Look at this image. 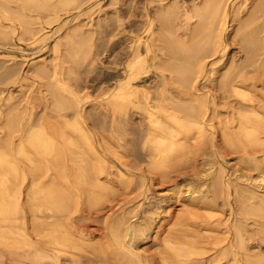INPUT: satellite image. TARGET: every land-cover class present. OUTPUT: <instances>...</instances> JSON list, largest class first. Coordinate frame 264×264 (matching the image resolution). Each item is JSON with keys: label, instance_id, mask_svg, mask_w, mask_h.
<instances>
[{"label": "rangeland", "instance_id": "1", "mask_svg": "<svg viewBox=\"0 0 264 264\" xmlns=\"http://www.w3.org/2000/svg\"><path fill=\"white\" fill-rule=\"evenodd\" d=\"M59 1V0H58ZM95 1V2H94ZM106 0H60L59 2H57V0H33V2L30 0V4H29V2L24 6V8H17V5H16V3L15 4H13L14 2H11L12 4H9L10 6H9V8L7 7V8H2V7H0V14L1 15H3V17H5L4 15H6V17H5V19L0 15V65H1V67H0V71L2 72H5L6 70H13V67H14V69H16V72H15V70H13L14 71V75L13 76H10V75H7L6 76V78L5 77H2V76H0L1 78H0V82L1 81H3V83L5 82V84H2V83H0V120H1V122H0V144H2V147H0V161L1 160H4L5 158H3V156L4 157H7V159H10V157H11V154H12V158H13V160L12 161H16V162H19V161H21L22 162V164L24 163V166H23V168H25V169H23V168H21L20 170H17L18 171V174L20 175V176H22L23 177V179H21V181L19 182V179L21 178H19L18 177V175H16L17 174V172H15V171H11V175H9V174H7V175H9V176H6V175H4V177H8L9 178V182H8V179H7V181H6V185L8 184H10L9 186L7 185H5V192H6V195H7V193L9 194V198L12 200L13 199V197H12V194H11V191H13L14 192V190L16 191L17 189H16V187H18V186H20V187H18V190L16 191V193L18 194V195H20V197L18 196V195H14L13 194V196L15 197L16 196V198H17V196L19 197L18 199L20 200H12V202L13 203H15L14 201H16L17 202V204H18V201H19V204H18V206H19V209H20V205L22 206V207H24L25 205H27L26 207H31V206H36V205H34L32 202L34 201V202H36L37 200V202H41L42 200L44 201V198H42V197H45L44 196V194H46L47 192H49L50 190H51V187H52V185L51 184H49L50 182V180H54V179H56L55 181H57V180H60L61 178H63L62 179V182L65 184V186L64 187H62V189L63 188H65V190H66V194L68 195V193H69V195H70V191H71V195H72V197H73V199H75L74 201H76V200H80V201H76V202H81L82 200H83V197L87 194L88 195V197H91V195H93L94 193V191L96 192L97 190H95V189H97L98 187H96L97 185L99 186V184H100V186L102 185V186H104L105 185V188H106V190H104V192L105 191H107V192H105L104 194L106 195V193H107V195L106 196H104V194H103V192L102 193H100V196H102V197H100L99 196V192L97 191V195L95 194L94 196H92L91 198H89L90 200H93V201H95V200H97V201H95V203L93 202V201H91L90 202V200H88V198L86 197H84L85 199H86V202H85V199L83 200L84 201V203H83V205H85V206H87V208L85 207V206H83L82 205V207L84 208V211H85V214L87 215H89V214H95L96 212H97V210H102L104 207H106L107 205H109V204H113V203H111V202H114V201H111V200H113V198H115L114 196H109V194L110 195H115V193L114 192H116V194L117 195H115V196H117L115 199V201H116V203L114 202V205H116L115 206V209H118L119 208V210H117L118 211V213H121L122 214V212H123V214H124V216L126 217V215H127V218H129V219H131L130 220V222L133 220L134 221V218H133V215L138 211V210H140V207H139V205L138 204H141L142 202V196H140V197H138V193L140 192V191H142L143 190V186H142V190H141V187H139V186H141V183L143 184V181H141V180H143L142 178H144L145 180H146V178L142 175V173H145V175H147L148 177H150L151 175H152V177H153V175H155L153 178H159L160 176L162 177V174H163V178H164V176L166 177V178H168L169 176H173V177H176L178 174H184V172L186 173V174H188V177H189V181L191 180L192 181V183H194V186H195V188H197L198 187V185H199V187L200 188H198V190H201V191H197L196 189V192H200L198 195L197 194H195L194 196L198 199L199 197H201L204 193V195L200 198L201 199V201H204V198H205V200H210V199H213V200H215V206H216V208H215V206L213 207V208H204V207H202V209L200 208V206L199 207H194L195 209H196V211H195V209H194V211H192V214L191 215H197V214H199V215H197L196 217L198 218H196V220H198V221H195V220H191V221H189V217H188V223H187V225H185L186 226V229L184 230L183 228H185V226H182V228H180L181 226H179V217H181L182 218V216L184 215L183 213H184V211H185V209H187V210H189V211H191L192 210V207H193V204L191 205L190 203V201L191 200H187V201H189V202H187V201H185L186 200V198H184L183 199V190L182 189H184V187L183 188H181V185H183V184H185L186 182H188V181H185V180H183L182 179V181L183 182H185V183H183L182 181H180V182H182V184L179 186L180 188V194H176V190H177V188H178V186H176V184H174V182H170L171 181V179L168 181V184H166L167 182H163V179H161V178H159V180L161 179V181H158V179H156L157 181V183H160V184H165V187H164V185L162 186V185H160V184H158L156 187H158L159 185L161 186V187H163V188H160V186H159V188H157V194L158 195H161V196H159L160 198H166L167 200H169V204H171L167 209H166V212H164L163 213V215L165 216L164 218H165V220H164V224L166 225L165 226V229H164V231H161V233L162 234H160L159 236H157V229L158 228H155V229H153L152 231H150L149 233L151 234L150 235V240L148 239L145 243H143L142 245H140L139 246V253H140V256H142V257H147V261L149 262V264H264V157H263V155L262 154H264V150H262L261 152H258L257 154H256V156H258L257 158L259 159H257L260 163V166H259V169L258 170H253L251 167H250V165L246 162V160H244V156H242L239 152H233L232 151V149L234 148H236V145L238 146V144H240V142L239 141H241V142H247V137L245 136V134H242L241 133V131H240V129H238V115L239 114H242V115H245V114H247V113H249V112H243V111H239V110H237V109H233L234 111H235V116L237 117H235L234 115H232L231 113H230V111H231V109L232 108H229L231 105H233L234 104V102H233V104L231 103L230 104V106H229V104L227 105L226 103H224L223 104V102L221 103V104H219V106H218V109H219V111H217V110H214L213 108H211L212 109V112H211V109H209V112L211 113V115H210V118H211V123H212V121L214 122V123H212L213 125H214V130H215V132H216V134H215V144L216 143H218V144H216L215 145V147H217L218 145H220L221 147H220V149H223V150H225L226 148V150H225V153H222V155L221 156H216L215 154H214V152H213V150H214V147L213 146H210L211 144H212V139L210 140V138L212 137V134L210 133V132H206L205 133V135H204V137H202V138H198L199 137V135L197 134L198 133V131H196L195 132V130H197V129H199L197 126H193L192 127V134L195 136V137H197L198 139H199V141H198V139L197 140H190L189 141V144L190 143H194V142H202L203 140H205L206 141V143H209V144H207L206 146H207V148L206 149H204V150H201V155H200V151H197L196 152V155H198V156H200L199 158H198V156H196L194 153L192 154V153H188V154H192V156L194 155L195 157H194V159H196V160H194L193 159V157L191 156V155H188V157H187V154H183V153H181V152H177L178 154H179V156L176 154V153H174V154H172V155H170V153H164V155H162L163 154V152H161V153H159V152H155V147H154V144H156V145H158L159 144V141L157 140V139H154V138H151L150 137V135H148L147 134V131H146V129H147V125L150 123V119H148V117L149 116H145V118L146 119H140V117H141V115L138 113V112H134V110H133V108L131 107V111H132V115H131V117H133L132 119H133V123L130 125L129 123H126V122H124V120L122 119V121L120 122V119L117 117V121L114 123V125H113V127L115 126V127H117L116 128V133H113L112 132V122H109V121H111L109 118L108 119H106V122H107V120H108V122L106 123V124H103V119H105L100 113H99V111H102V112H104L105 111V108L108 106V105H106L107 103V101L104 99L105 98V95L104 96H102V94L99 92V94H98V91H96V90H93L94 88V86H95V84H97L98 83V80H100V79H102L103 77H105V76H107L109 73H110V70L107 68V66H109V64L111 63L112 64V58H113V56L115 55V52L113 51L112 53H111V47H112V45H110L111 43L113 44L115 41H117L118 40V38H119V36L120 37H123V35H119V36H116L117 38H115V35H111L113 38H115V39H111L112 41H110V37L111 36H107L106 34H103L105 31L103 30V28L106 30V27H107V25H109V24H113L114 23V21H116V12H117V14L119 13V14H121L122 12L121 11H124V7H123V5H121V3H120V1H123V0H117L118 1V3H119V5H118V3H116V0H107L106 2H105ZM141 1H143V0H139V1H137L136 0V3H135V5L138 7L137 9H139L138 11H136V13H137V15H138V17H137V19L139 18V20H140V18L143 16V11H142V9H143V6L142 5H144L145 4V2H146V0H144L143 2V4H142V2ZM153 1V0H152ZM172 1H174V0H170V2H172ZM178 1V0H177ZM221 1H223L224 2V0H221ZM236 1V2H235ZM247 1H249V3L251 4V5H247V4H249V3H244V2H247ZM256 3H255V2ZM259 1H260V3H259ZM4 2V0H2V2H0V4L1 3H3ZM62 2V3H61ZM84 4H83V3ZM88 2V3H87ZM94 2V3H93ZM114 3V5H113V3L112 4H109V3ZM179 2H180V4H181V6L184 4L185 6H188V7H186V9L189 11V8H193L196 4L195 3H197L198 5H199V2H200V0H179ZM195 2V3H194ZM241 2H243V3H241ZM60 3H61V5H60ZM140 3V4H139ZM155 3V6L154 5H152V4H154ZM156 3H158V4H156ZM195 5H194V4ZM235 3V4H234ZM262 3V4H261ZM59 6H57V5ZM80 4L83 6H80ZM108 4V5H107ZM151 5L152 6H150V12L151 13H155V11L154 10H156V9H158V7L156 6V5H159V2L158 1H154L153 3H152ZM190 4V5H189ZM237 4H238V6H237ZM240 4V5H239ZM242 4H243V6H242ZM254 4V5H253ZM264 5V1L262 2V0H227L226 2H224L223 3V5H224V10H226L225 11V13H226V20H227V23H228V21H229V23L227 24V25H229V29H228V35H229V40H231L233 37L234 38H236L237 40H235V41H238V39L239 38H242V36H240V34L241 35H244L245 33L247 34V31L249 30V29H251V30H253V28L255 29V27H257V29L259 28V29H261V30H264V29H262L263 28V25H261V23L262 24H264V7H262L261 8V6L260 5ZM13 5V6H12ZM32 5V6H31ZM52 5V6H51ZM95 5V6H94ZM113 5V6H112ZM193 5V7H191ZM232 5H233V7H232ZM257 5V7H258V5L260 6L259 8H261V12H259L258 13V10H259V8H257V7H255ZM17 8H15V7ZM27 6H29V7H27ZM53 6L55 7V8H53ZM79 6V7H78ZM105 6H110V7H105ZM184 6V7H185ZM237 6V7H236ZM241 6V7H240ZM246 6H250V7H246V8H249V9H247V11H246V8L245 7ZM33 7V8H32ZM121 7V8H120ZM142 7V8H141ZM152 7H154V8H156V9H152V11H151V8ZM183 7V6H182ZM234 7H236V9L234 8ZM255 8V9H258V10H255V9H252V10H250V8ZM12 8V9H11ZM50 8V9H49ZM59 8V9H58ZM63 10H61V9ZM108 8V9H107ZM239 8V9H238ZM6 10V9H9V12H7V11H5L7 14H9V15H7L6 13H4V10ZM12 11H11V10ZM14 9V10H13ZM20 9L23 11H20ZM232 9H233V11H232ZM235 9V10H234ZM1 10L3 11V12H1ZM90 10V11H89ZM92 10V11H91ZM248 10H250V12L248 11ZM254 10V11H253ZM14 11V12H13ZM17 11H20L19 13L17 12ZM34 11V12H33ZM37 11V12H36ZM58 11V12H57ZM111 11V12H110ZM140 11H142V12H140ZM245 11V12H244ZM255 11H257V12H255ZM260 11V10H259ZM29 12V13H28ZM52 12V13H51ZM61 12V13H60ZM101 12H102V14H101ZM114 12V13H113ZM139 12L142 14H139ZM236 12V13H235ZM246 12H247V14H246ZM251 13L252 12V14L253 15H251L252 17H254L253 18V21H251L252 19V17L251 16H249V18H248V15H249V13ZM253 12H255V14L253 13ZM3 13V14H2ZM11 13V14H10ZM16 13V15H14ZM50 13V14H49ZM60 13V14H59ZM78 13V14H77ZM231 13V14H230ZM238 13V14H237ZM261 13V14H260ZM24 14V15H23ZM68 14V15H67ZM83 14V15H82ZM106 14V15H105ZM115 14V15H114ZM233 14H234V17L233 18H231V16H233ZM263 14V15H262ZM11 15L13 16V17H11ZM23 15V16H22ZM26 15V16H25ZM71 15V16H70ZM153 15V14H152ZM237 15V16H236ZM247 15V16H246ZM11 17V19L13 20V19H15V20H11L10 19V17ZM22 16V17H21ZM25 16V17H24ZM49 16V17H48ZM50 16H51V18H50ZM54 16H55V19H57L58 20V22H56V20L55 21H53V24L51 23V25H49L50 24V22H52V20H54L53 18H54ZM56 16H57V18H56ZM63 16V17H62ZM108 16V17H107ZM111 18H110V17ZM113 16V17H112ZM114 16H115V18H114ZM230 16V17H229ZM256 16H259V17H256ZM7 17H8V20H7ZM24 17V18H23ZM53 17V18H52ZM59 17L61 18L60 20H59ZM90 17V18H89ZM97 17V18H96ZM236 17V18H235ZM246 17H247V19H246ZM255 17H256V19H255ZM261 17V18H260ZM16 18H17V20H16ZM19 18H21L22 20H19ZM43 18V19H42ZM50 18V19H49ZM99 18V19H98ZM104 18V19H103ZM107 18H108V21H107ZM231 18V19H230ZM235 18V19H234ZM242 18V19H241ZM4 19V20H3ZM49 19V20H48ZM52 19V20H51ZM106 19V20H105ZM113 19H115V20H113ZM230 19V20H229ZM233 19V20H232ZM237 19H240V20H237ZM246 19V20H245ZM251 19V20H250ZM255 19V20H254ZM259 19V20H258ZM3 20V21H2ZM39 22H38V21ZM44 22H43V21ZM112 20H113V22H112ZM235 20V21H234ZM237 20V21H236ZM243 20H245V21H243ZM249 22H248V21ZM257 20V21H256ZM50 21V22H49ZM104 21V22H103ZM232 21L234 22V24L232 23ZM242 21H243V23H242ZM261 21V22H260ZM24 22H26V23H24ZM49 22V23H48ZM67 22H69L68 24H67ZM82 24H80V23ZM96 22V23H95ZM139 22L140 21H137V23L139 24ZM231 22V23H230ZM237 22V23H236ZM239 22V23H238ZM241 22V23H240ZM252 22H255V23H252ZM259 22V23H258ZM25 25H24V24ZM36 23V24H35ZM76 23V24H75ZM103 23V24H102ZM141 23V22H140ZM20 24H22L21 26H20ZM64 24H67V32H66V34L63 32L62 33V31L59 33V29L60 28H62V26L64 25ZM90 24V25H89ZM99 24V25H98ZM233 24V25H232ZM237 24H238V26H237ZM243 24V25H242ZM250 25L251 27L250 28H248L249 27V25H248V29L246 30L244 27H246V25ZM29 25H30V27H29ZM45 25V26H44ZM49 27H48V26ZM78 25V26H77ZM156 25H157V23H156ZM241 25V26H240ZM257 25V26H256ZM4 26V27H3ZM23 26V27H22ZM27 28H30V30L29 29H27ZM39 26V27H38ZM81 26H83V27H81ZM93 26V27H92ZM233 26V27H232ZM244 26V27H243ZM258 26H260V27H262V28H260V27H258ZM15 27V28H14ZM34 27V28H33ZM72 27H74L73 29H71ZM89 27V28H88ZM95 27V28H94ZM115 27V26H114ZM239 27V28H238ZM9 28H11V29H9ZM12 28H14V29H12ZM22 28H23V30H22ZM39 28H41V30L39 31V34L38 33H36L35 31L37 30V32H38V30H39ZM77 30H79V31H77ZM99 29V28H101V29H99L98 30V32H100V33H102V35L103 36H99L100 38H101V40H95V38H94V40L93 41H90L89 39L87 40L88 41V44L86 43L87 41L84 39L85 37H88L89 35H90V32L92 31V30H88V29ZM237 28L239 29V30H237ZM47 29V30H46ZM70 29H71V32L72 33H70ZM240 29L241 30H243V31H240ZM11 30H13V31H11ZM34 32H33V31ZM75 30L77 31V32H75ZM154 30L156 31V32H158V26H155L154 27ZM235 30H236V32H235ZM246 30V31H245ZM251 30H249V32H250V35L249 36H253V35H251V34H254V37L253 38H255V35H261L262 36V38H260V37H258V36H256V38L255 39H257L258 40V38H259V40H258V42H260V41H262L261 42V44L259 43V45L261 46V45H263L264 44V35H262L264 32L263 31H257L256 29H255V31L253 30V32H251ZM11 31V32H10ZM24 31H26V36H25V33H24ZM29 31H31V32H29ZM86 33H84V32ZM90 31V32H89ZM160 31V30H159ZM230 31V32H229ZM233 31V32H232ZM240 31V32H239ZM2 32L4 33V34H2ZM36 33V34H34L33 35V33ZM40 32H42V33H40ZM75 32V33H74ZM118 31H116V33H117ZM244 34H243V33ZM248 32V33H249ZM258 33V34H255V33ZM263 32V33H262ZM6 33V34H5ZM21 33H23V34H21ZM57 33H59V34H57ZM73 33H74V35H73ZM80 33H84L85 34V36L83 35H81L80 36ZM229 33H231V34H229ZM260 33H262V34H260ZM63 34V35H62ZM158 34H159V32H158ZM163 34L164 33H162L160 36H161V38L163 39V38H165L164 36H163ZM245 34V35H246ZM12 35V36H11ZM32 36V38H31V36ZM45 35H46V37H45ZM56 35V36H55ZM67 35H69L68 37H67ZM75 35H78V36H75ZM88 35V36H87ZM231 35V36H230ZM237 35V36H236ZM34 36H36L35 38H33ZM44 36V37H43ZM61 36V37H60ZM74 36V37H73ZM236 36V37H235ZM18 37V38H17ZM19 37H20V40H17V39H19ZM22 37V38H21ZM27 37V38H26ZM81 37V38H80ZM82 37H83V39H82ZM102 37H104V38H102ZM109 37V38H108ZM125 37V36H124ZM258 37V38H257ZM23 38H24V40H23ZM79 40H78V39ZM89 38V37H88ZM107 38V39H106ZM125 38H128V36L126 35V37ZM158 38H160V37H158ZM159 39V40H161V41H163L162 39ZM170 39V38H169ZM42 40V41H41ZM48 40V41H47ZM109 40V41H108ZM166 40V39H165ZM240 40V39H239ZM242 40V39H241ZM240 40V41H241ZM79 41V42H78ZM81 41V42H80ZM83 41H84V43H83ZM95 41H97L99 44H102V45H100V47H97V45H95ZM240 41H238V42H240ZM243 41V40H242ZM241 41V42H242ZM90 42H92V43H90ZM107 43L106 45V47H105V44L104 43ZM109 42H110V44H109ZM240 42V43H241ZM1 43H3V44H1ZM38 43V44H37ZM80 43H82V47H81V45H80ZM86 43V44H85ZM35 44V45H34ZM92 46H91V45ZM97 44V43H96ZM103 44H104V47H103ZM94 45H95V47H94ZM43 46V47H42ZM86 46V47H85ZM89 46H91V47H93L92 48V51H91V47H90V49H89ZM2 47H3V49H2ZM84 47H85V49H84ZM101 47H103V49H101ZM263 47V46H262ZM43 48V49H42ZM83 48V49H82ZM101 49V50H104V51H101V50H99V49ZM259 48V47H258ZM56 49H58V50H56ZM94 49H95V52H94ZM105 49H106V51H105ZM260 49V48H259ZM41 50V51H40ZM87 50V51H86ZM231 51H229V53H228V56H226V62H225V64H222L221 66L220 65H214L212 68L215 70V71H217V74L216 75H212V79H214V78H216L217 79V83L219 84V82H220V79L224 76V75H226V74H229L230 73V71H229V68L231 67V65L234 63V65H232V66H236V64H239L240 62H242L243 60L242 59H239V54H237L238 52L237 51H235V50H237L236 48L234 49V48H231L230 49ZM234 50V51H233ZM20 51V52H19ZM83 51V52H82ZM84 51H85V53H84ZM87 52V53H86ZM91 52V53H90ZM98 52V53H97ZM260 52V58H264V53H263V50H261V51H259ZM261 53L263 54V55H261ZM86 54V55H85ZM93 54V55H92ZM96 54V55H95ZM110 54H112L111 56H109ZM84 56V57H83ZM93 56H95V57H93ZM231 56H233V57H231ZM2 57V58H1ZM6 57V58H5ZM8 57V58H7ZM88 57H89V59H88ZM100 57V58H99ZM228 57H230V58H228ZM229 59V60H228ZM230 59H232V60H230ZM11 62H10V61ZM57 60V61H56ZM79 60H80V62L81 63H79ZM89 60V61H88ZM101 60L102 61H104V63L107 65V66H103V64L101 65ZM242 60V61H241ZM5 61V62H4ZM26 61V62H25ZM63 61H65V62H63ZM82 61H83V63H82ZM5 64H4V63ZM77 62V63H76ZM87 62H89V63H87ZM95 62H96V64H95ZM230 62V63H229ZM233 62V63H232ZM91 63V64H90ZM212 63V62H211ZM211 63H209V66L211 67ZM228 63V64H227ZM13 65L14 64V66L12 67L11 65ZM23 64V65H22ZM54 64H56L57 65V67H55L56 65H54ZM62 64V65H61ZM78 64H80V65H78ZM93 64V65H92ZM110 64V65H111ZM3 65H4V67H3ZM19 66V67H17V66ZM61 65V66H60ZM70 65V66H69ZM78 65V66H77ZM83 65H85L84 67H83ZM86 65H91L90 67L92 68L91 70H93V72L92 71H90V68L87 66L86 67ZM21 66H23V67H21ZM48 66H50V68L48 67ZM68 66L70 67V68H68ZM74 68H73V67ZM76 66L78 67V69L76 70ZM80 66V67H79ZM96 66V67H95ZM208 66V67H209ZM218 66H220L219 68H218ZM227 66V67H226ZM6 67V68H5ZM11 67V68H10ZM43 67H45V69L43 68ZM65 67H67V70H68V72L70 73V71H73V74H74V72H75V74L77 73V71H78V73L79 74H76V75H73L72 74V72L69 74V73H67L66 74V68ZM71 67H72V69H71ZM98 67V68H97ZM209 67V68H210ZM19 68V69H18ZM42 68V69H41ZM49 68V69H48ZM53 68H54V70H57V72L58 73H61V74H64V77H63V75H59L58 74V76H59V78H60V80L62 79V81L61 82H65V83H67V84H69L70 85V87H71V89H73V90H75L74 88L75 87H79L78 89H76V91H78V92H80V94L78 93V95H79V97H80V104H81V106L84 108V109H87L86 110V112H85V119H86V121H88L87 120V118L89 119V122L87 123V125H88V127H87V130L88 131H90V132H88L87 130L86 131H84V133L82 132V130H80L81 128V125L82 124H80V122L78 121V119H72V117L73 116H67V119H66V117L63 119L62 117V119H60V116H57L56 114H55V112H53V111H55V109H56V107H54V106H58V108H59V103H58V100L59 99H62V98H60V97H56V96H60L61 95V97L63 96V94L66 92L67 93V90L65 89V88H63L64 90H66V91H64L63 89V91H62V93H61V90H59V89H61L60 87L61 86H58V85H61V83L60 82H58L57 81V79L53 76ZM65 68V69H64ZM80 68V69H79ZM83 68V69H82ZM86 68H88L89 70L88 71H90L89 72V76L87 77V78H85V76H83L84 74H82V70H83V72L85 71V70H87ZM1 69H3V70H1ZM18 69V70H17ZM40 69V70H39ZM44 69V70H43ZM48 69V70H47ZM61 69V70H60ZM70 69V70H69ZM21 70V71H20ZM38 70V71H37ZM102 70V71H101ZM20 73H19V72ZM50 71H52L51 72V74L52 75H50L49 74V72ZM62 71V72H61ZM63 71H65V73L63 72ZM80 71V72H79ZM229 71V72H228ZM1 72H0V74H1ZM2 72V73H3ZM98 72V73H97ZM15 73H16V75L17 76H19V77H16L15 76ZM19 73V74H18ZM39 73V74H38ZM41 73V74H40ZM46 73H48V74H46ZM104 73V74H103ZM258 73V71H256L255 70V68H250V69H248V71H247V75L248 76H257L256 74ZM81 74V75H80ZM70 75V76H69ZM78 75H80L79 77H78ZM230 75V74H229ZM14 77L15 76V79H14V81L12 80H10L9 78L10 77ZM53 76V77H52ZM71 76H72V78L74 77V76H76V78H80L79 80H80V82L81 83H85V84H81L80 86H76V84H75V82L73 81H71ZM66 77V79H64L63 80V78H65ZM69 77L71 78V79H69ZM93 77V79H90V78H92ZM98 77V78H97ZM101 77V78H100ZM4 78V79H3ZM81 78L82 79H84L85 81H83V80H81ZM5 79H6V81H5ZM7 79H9V81H10V83L11 82H13V84H14V82H15V84L14 85H11L9 82H7L8 80ZM26 79V80H25ZM97 79V80H96ZM159 80L160 78L158 77V78H152L151 80L152 81H154V80ZM20 80H21V83H20ZM91 80V81H90ZM58 83H57V82ZM70 81V82H69ZM93 81V82H92ZM49 82H50V84H49ZM92 82V83H91ZM155 82V81H154ZM7 83H9V84H7ZM73 84V85H72ZM9 85V86H8ZM86 85V86H85ZM94 85V86H93ZM153 85V84H152ZM51 87V90H53L52 92H54V93H52L51 92V90H50V87ZM91 86V87H90ZM48 87V88H47ZM62 87H63V85H62ZM66 87V86H65ZM74 87V88H73ZM81 88H83V89H81ZM155 88V87H154ZM226 88V87H225ZM223 88V89H221L222 91L221 92H219L220 94H221V98L223 99V100H226L225 98H227L228 99V97L226 96V95H228L229 96V99L228 100H231V101H233V100H238V99H241V98H238L239 96L237 95H235V90H237V91H241L242 93H244L245 92V90L244 89H240V88H233L232 86H228V88ZM230 88H232V89H230ZM85 89V90H84ZM86 89H87V91H86ZM153 89V88H152ZM161 88H158V90H160ZM240 89V90H239ZM259 89H260V91H259ZM154 90V89H153ZM152 90V91H153ZM156 88H155V91L154 92H156V91H158ZM244 90V91H243ZM257 91H258V93H263V89H262V86H258L257 87V89H256ZM83 91V92H82ZM84 91L86 92V93H84ZM88 91H89V93H88ZM93 91V92H92ZM96 91V92H95ZM223 91H225L224 93L226 94H224L223 93ZM256 91V92H257ZM50 92H51V94H50ZM61 94H60V93ZM227 92V93H226ZM256 92H253V93H251V94H253V95H256ZM66 93H65V95H66ZM88 93V94H87ZM98 95H97V94ZM53 94V96H51ZM59 94V95H58ZM223 94V95H222ZM26 95V96H25ZM33 95V96H32ZM234 95V96H233ZM100 96V97H99ZM19 97H21V98H19ZM32 97V98H31ZM83 99H82V98ZM98 97V98H97ZM224 97V98H223ZM9 98H10V101H9ZM52 98H54V99H52ZM56 98H57V101H56ZM68 98V99H67ZM71 97H65L64 99H67L68 101H71L72 100V98L70 99ZM18 99V100H17ZM30 100V102H31V109L30 110H32V111H35L36 113H38V115H40L41 113L43 114H41L40 116H39V123H37V126L38 127H33L32 128V130L30 131V132H28L27 134L25 133V135H27L26 136V138H25V136H24V134H20L19 132H21L20 131V129H22V127L24 128L25 127V125H24V123L26 124V122H27V120H26V118L25 117H22L23 116V113L20 111V114L18 113L19 112V110L21 109L22 110V104H24L25 103V101L26 100ZM100 99V100H99ZM5 100H8L7 102L5 101ZM24 102H23V101ZM54 102V104L55 105H53V102ZM82 100V101H81ZM104 100V101H103ZM222 100V101H223ZM4 101V102H3ZM12 101V102H11ZM15 101V102H14ZM21 101L23 102V103H21ZM50 101V102H49ZM55 101H56V103H55ZM60 101V100H59ZM74 101V100H73ZM72 101V102H73ZM101 101V102H100ZM10 103V105H9V103ZM18 102V103H17ZM106 103V104H104V103ZM50 103V104H49ZM71 103V102H70ZM99 103V104H98ZM13 104V107L11 106ZM56 104H58V105H56ZM72 104V103H71ZM104 104V105H103ZM223 104V105H222ZM9 105V106H8ZM21 105V106H20ZM224 105H225V107H224ZM3 106V107H2ZM14 106H15V108H14ZM17 106V107H16ZM49 106V107H48ZM51 106V107H50ZM94 108H93V107ZM104 106H106L105 108H102V107H104ZM225 108V109H223L222 110V108L223 107ZM229 106V107H228ZM5 107V108H4ZM37 107V108H36ZM17 108V109H16ZM37 110H36V109ZM48 108V109H47ZM58 108L56 109V110H58ZM107 108H109V107H107ZM227 108V109H226ZM8 109V110H7ZM17 110V111H15V110ZM53 109V110H52ZM94 109H95V111H94ZM221 109V110H220ZM5 110V111H4ZM12 110H14V112H15V115H14V113H13V111ZM52 111V112H49V111ZM154 110H157V108L155 107L154 108ZM4 111V112H3ZM7 111V112H6ZM9 111V112H8ZM10 111H12L11 113H10ZM214 111V112H213ZM20 115L19 116V120L17 119V121H19V123L16 121V119L14 118L16 115L18 116V114ZM4 113V114H3ZM6 113V114H5ZM13 113V114H12ZM40 113V114H39ZM56 113H57V111H56ZM91 113V114H90ZM216 113V115H213V114H215ZM8 114V116H6ZM46 114V115H45ZM50 114H52L53 115V117L52 116H50ZM96 114V115H95ZM104 114H105V112H104ZM136 114H138L139 116L137 117V116H135ZM1 115H2V117H1ZM3 115H4V117H3ZM9 115H10V118H9ZM90 115V116H89ZM232 115V116H231ZM14 116V117H13ZM16 116V117H17ZM55 116V117H54ZM87 116V117H86ZM100 116H102V117H100ZM212 116V117H211ZM6 117V118H5ZM20 117H21V119H20ZM47 117V118H46ZM92 117H93V120H92ZM99 117V118H98ZM8 118L11 120L10 122H15L16 121V124L18 123L20 126H18V124L16 125V126H18V127H15V125H14V123H9L8 124ZM23 118V119H22ZM99 120H98V119ZM101 118H102V120H101ZM137 118V119H136ZM213 118H215L214 120H212ZM6 119V120H5ZM51 119V120H50ZM58 119L61 121V120H63V121H61L60 123H59V121H58ZM91 119V120H90ZM231 119V120H230ZM235 119V120H234ZM237 119V120H236ZM263 119H264V115H263ZM70 120V121H69ZM75 120L77 121V124H78V122H79V124L78 125H80V127L78 126V125H74V127H72L73 126V122H75ZM136 120V121H135ZM50 121V123H48V122ZM66 121V122H65ZM69 121V122H68ZM98 121H102L100 124L99 123H97ZM216 121H218V122H216ZM237 123H236V122ZM5 122H6V124H5ZM23 122V123H22ZM90 122L93 124H90ZM118 122V123H117ZM119 122H120V124H119ZM137 122V123H136ZM153 122H154V120H153ZM216 122V123H215ZM3 123V124H2ZM57 123H58V125L59 126H61V125H63L64 124V126H63V128H65L64 130H63V133H62V128L60 129V127H58V125H57ZM127 125H126V124ZM143 123H145V124H143ZM217 123H218V125H217ZM228 125H227V124ZM11 124L13 125V127L11 126ZM39 124V125H38ZM48 124H51V125H55L56 126V128H53V133H46V129H45V125L47 126ZM75 124V123H74ZM97 124V125H96ZM111 126V128H110V126ZM122 124V125H121ZM139 124H140V126H139ZM152 124H154L155 125V123H152ZM89 125H91L90 127H89ZM101 125H103V127L101 126ZM124 125V126H123ZM128 125H130V126H128ZM142 125V126H141ZM143 125H146V127L145 126H143ZM157 125V124H156ZM225 125L228 127H225ZM7 126H8V130H7ZM9 126H11V128L9 127ZM75 126H76V130L74 129L75 128ZM122 126V127H121ZM135 128H134V127ZM223 126V127H222ZM231 126V127H230ZM232 126H234V127H232ZM67 127V128H66ZM77 127H79V129H78V131H77ZM94 127H95V129H94ZM97 127H99V129L97 128ZM115 127H114V130H115ZM124 127V128H123ZM143 127V128H142ZM196 129H195V128ZM218 127V128H217ZM9 128L12 130L13 128H14V130H10L11 132V135H10V140H9V132H6V131H9ZM15 128H18V129H15ZM42 128V129H41ZM91 128H92V130H91ZM100 128H102V129H100ZM107 128V129H106ZM137 128V129H136ZM217 128V129H216ZM234 128V129H233ZM58 129V130H57ZM69 131H67V130ZM73 129L75 130V131H73ZM94 129V130H93ZM120 129V130H119ZM136 129V131L134 132V130ZM141 129H143V131L141 130ZM195 129V130H194ZM219 129V130H218ZM222 129H224L223 131H222ZM227 129V130H226ZM231 129H233V131L231 130ZM5 130V131H4ZM15 130H18L17 131V133L19 134V136H18V134H17V136H16V134H15V136H13L14 134V132H15ZM59 130H61V134H62V136L64 137V141H61V139L59 140V136H61V135H58L59 134ZM97 130V131H96ZM216 130H218V131H216ZM236 130V131H235ZM263 130V129H262ZM64 131H67L69 134H67V132L66 133H64ZM77 131V132H76ZM79 131H81V132H79ZM132 131V132H131ZM138 131V132H137ZM145 131H146V133H145ZM223 133H222V132ZM232 131V132H231ZM239 132L237 135L238 136H236V134L234 135L233 134V132ZM264 131V130H263ZM71 132V133H70ZM74 132H76V133H73ZM79 132V133H78ZM87 132H88V135H87ZM92 132V133H91ZM126 132V133H125ZM218 132V133H217ZM226 132H228L227 134L228 135H230V133H232V135L234 136H232L231 135V137L229 136L228 137V135L227 134H225ZM230 132V133H229ZM2 133H5V134H2ZM8 133V134H7ZM33 133V135H35L36 137V144L34 143L35 141V138H34V136L33 137H31L30 138V135ZM80 133H81V136L82 137H79L78 135H80ZM98 133V134H97ZM129 133H132V134H129ZM208 133H210V134H208ZM7 134V135H6ZM64 134H66V136L67 135H70V136H72V138H71V140L70 141H74L73 140V137H74V139H75V141H77V143L74 141V145L73 144H71V145H73L74 147L73 148H71V149H75L76 150V152H75V150L73 151V150H71V149H68L69 148V144H68V142H70L69 141V137L66 139L65 138V135ZM73 134V135H72ZM89 134H91V137L92 138H90L89 137ZM101 136H100V135ZM140 134V135H139ZM222 136H221V135ZM51 135V136H50ZM127 135V136H126ZM197 135V136H196ZM227 137H226V136ZM4 136V137H3ZM98 136V137H97ZM133 136H134V139H133ZM210 136V137H209ZM7 137V139H5ZM23 137H24V140H23ZM49 137L51 138V139H49ZM63 137H61L62 139H63ZM112 137V138H111ZM126 137V138H125ZM240 137H241V139H240ZM252 137V139L255 137V135H253V136H251ZM13 138V139H12ZM15 138V139H14ZM80 138H87V140H82V139H80ZM115 138V140H113ZM130 138V139H129ZM148 138H150V139H154L155 141H152V142H150V139H148ZM181 138V140L180 141H178L179 139ZM178 138H176V144L178 145L179 143H181V141L183 142V143H185L184 141H185V139L184 138H182V137H178ZM204 138V139H203ZM237 138H239V139H237ZM33 139V140H32ZM39 139V140H38ZM54 140V142L53 141H49V140ZM91 139V140H90ZM203 139V140H202ZM208 139V140H207ZM232 139V141H230ZM6 140V141H5ZM12 140V141H11ZM68 140V142H66ZM96 140H98V141H96ZM133 140V141H132ZM202 140V141H201ZM239 140V141H238ZM9 143H8V142ZM13 143H11V142ZM18 141V142H17ZM24 141V142H23ZM56 141H57V144H56ZM82 141V142H81ZM87 141H88V143L90 144V146H91V148L92 149H89L90 148V146L88 145V143H87ZM94 141V142H93ZM132 141V142H131ZM178 141V142H177ZM217 141V142H216ZM261 141V140H260ZM20 142V143H19ZM38 142H39V144L40 145H38ZM67 143V144H64V145H69L68 146V148L66 147V146H61L60 145V147H63V149L62 148H58L59 150L58 151H60V152H62V153H60L61 155V157L63 156H65L64 154H68V156H71V155H73L74 153L76 154V155H73V157H72V159H73V161L74 162H71V163H69V165L71 166L72 165V167H74L73 168V170H75L74 171V173H76V174H74L73 173V185L70 183V185H69V183L67 184V183H65L66 182V179H65V181H64V177L63 176H65L66 175V173H65V175H63L64 174V172H65V170H66V172L68 171V169H65V167H63L64 165H62V167L61 166H59L58 168L59 169H57V167L56 166H54L53 165V168H55V172H56V169L59 171V170H61L62 172H60V174H59V172H56V174L58 175H56L55 176V173L53 172V176L55 177H53V178H51L49 181H48V179L52 176L51 175V173L52 172H46L45 173V171H46V168H43V170L41 169L42 167L41 166H39V165H41L42 163H40V162H45V161H52L53 163L56 161V158H55V155L54 154H56V150H57V146L59 145V144H63V143ZM116 142V143H115ZM145 142H148V144L147 143H145ZM156 142V143H155ZM204 142V141H203ZM263 142H264V139H263ZM16 143H18V146H17V144ZM24 145H23V144ZM53 143H54V145L56 146H54L53 145ZM71 143V142H70ZM80 143V144H79ZM6 146H4V145ZM10 144V145H9ZM20 144V145H19ZM27 144L30 146H27ZM75 144H76V146H77V144H78V147H76L75 146ZM134 144V145H133ZM176 144L175 145H173V147H175V148H179V146H176ZM15 145V146H14ZM23 145V146H22ZM38 147H37V146ZM53 146V147H55L54 149H55V152H54V149H52L53 147H51V146ZM88 145V146H87ZM137 147H136V146ZM150 145H152L151 146V149H150ZM155 145V146H156ZM181 145V144H180ZM212 148V151H209V149H208V147L209 146ZM3 146H4V148H3ZM8 146V147H7ZM11 146H12V148H11ZM17 146V147H16ZM24 146H26V148H25V151L23 150L24 149ZM39 146H40V148H39ZM45 146H47V147H49L48 148V150L50 149V154H49V152H46L47 151V149L45 150ZM130 147V149H129V147ZM23 147V148H22ZM94 147V148H93ZM131 147H132V150H131ZM204 147V146H203ZM219 147V146H218ZM4 149V155L1 153V151H3L2 149ZM18 148V149H17ZM68 149L69 150V153L68 152H66V151H68V150H66V149ZM96 148V149H95ZM225 148V149H224ZM101 149V150H100ZM104 149V150H103ZM135 149V150H134ZM153 149V150H152ZM230 149V150H229ZM6 150H10L9 151V154H8V151L6 152ZM11 150H12V152H11ZM14 150V151H13ZM71 150V151H70ZM93 150L96 152V153H93L92 154V152H93ZM103 150V151H102ZM128 150V151H127ZM131 150V151H130ZM143 150V151H142ZM228 150H229V152H228ZM28 151V152H27ZM73 151V152H72ZM89 151H90V153H89ZM92 151V152H91ZM134 151H137L136 152V154H132L131 155V153H133ZM144 151H145V153H144ZM207 151V152H206ZM10 152H11V154H10ZM15 152V153H14ZM21 152V153H20ZM33 152V153H32ZM70 152H72V154H70ZM130 152V153H129ZM204 152H206V153H204ZM5 153H7V154H5ZM36 153V154H35ZM64 153V154H63ZM141 153V154H140ZM144 153V155H142ZM154 153V154H153ZM156 153H158L157 155H159L160 157H161V159H160V157L159 156H157L156 155V157H155V154ZM181 153V154H180ZM15 154V155H14ZM28 156H27V155ZM45 154H47V156L45 155ZM98 154V155H97ZM107 154V155H106ZM130 154V155H129ZM138 154V155H137ZM147 154H148V156L150 157V155L152 156V154H153V159H154V164H153V159H152V157L151 158H148V160H146V157H148L147 156ZM161 154V155H160ZM166 154H168V155H166ZM176 154V155H175ZM23 155V156H22ZM77 155H78V157H79V160L77 159ZM90 155V156H89ZM102 155H105L103 158H101L102 157ZM135 155L138 157V159H136L135 158ZM140 155V156H139ZM146 155V156H145ZM177 156L176 158H172V159H174V161H177V162H181L182 163V161H185V160H188L187 161V163L189 164V165H187L186 164V161H185V163L184 164H186V165H183V166H181V164H180V166L182 167H179V164L176 166V163L177 162H174V161H172V159H171V157L172 156ZM183 157H182V156ZM184 155H185V157H184ZM9 156V157H8ZM31 157L30 158V161L29 162H27L28 160L26 159V157ZM45 156L46 157H48L47 159H45ZM60 156L58 155L57 157H59L60 158ZM91 156H93V157H91ZM100 156V157H99ZM131 156H134V157H131ZM165 156V157H164ZM166 156L168 157H170V159H169V157H168V159H165L166 158ZM180 156H181V158H180ZM203 156V157H202ZM204 156H205V159H206V161H204L205 159H204ZM208 156V157H207ZM223 156V158L225 159H222L221 157ZM241 156V157H240ZM15 157H17L16 159H15ZM53 158V160H52V158ZM62 157V158H63ZM88 157H89V159H88ZM130 158L131 157V160L132 161H135V162H133V168L134 169H138V167H139V169L137 170V172L136 173H134L133 174V176H130L128 173H127V171L124 169V167L123 166H120L121 164H123V163H126V162H128L130 159H128V158ZM164 157V158H163ZM187 157V158H186ZM212 159H211V158ZM219 157V158H218ZM253 157H255V156H253ZM260 157V158H259ZM33 158V159H32ZM42 158V160L43 161H41L40 159ZM91 158H93V159H95V162L93 161L92 162V160H91ZM135 159V160H133V159ZM159 158V159H158ZM202 158V159H201ZM208 158V159H207ZM215 158V159H214ZM6 159V160H7ZM18 159V160H17ZM19 159H21V160H19ZM33 161H32V160ZM50 159V160H49ZM58 159V158H57ZM75 159H77V160H75ZM87 159V160H86ZM107 161H106V160ZM143 159H145V160H143ZM151 159V160H150ZM159 161V163H162L161 165H159L158 164V161ZM176 159V160H175ZM181 161H180V160ZM222 159V160H221ZM25 162H24V161ZM40 160V161H39ZM61 161H63L62 159H60ZM102 160V161H101ZM105 160V161H104ZM119 161V163H117L118 161ZM127 160V161H126ZM156 160V161H155ZM162 160V161H161ZM164 160V161H163ZM167 160V161H166ZM193 160V161H192ZM197 160H199V161H197ZM211 161V163L210 162H208V161ZM213 160H214V163H213ZM216 160V161H215ZM224 160V161H223ZM261 160V161H260ZM76 161H78L79 163H77L76 164ZM82 163H81V162ZM89 163H88V162ZM99 161H100V163H101V165H100V163H99ZM107 164H105V166L103 165L104 164V162ZM123 161V163H121ZM124 161H126V162H124ZM151 161V162H150ZM161 161V162H160ZM195 161H197V162H195ZM201 161H203L202 163V165H201ZM31 162H32V165H31ZM49 162V163H50ZM94 163V165L96 166V164L98 165L99 164V166H100V168L102 169V167H103V169L101 170L99 167V169L97 168V167H95L92 163ZM97 162V163H96ZM157 162V164L155 165V163ZM193 162V163H192ZM205 162H208L209 164H211V165H206L207 167H209V168H207L206 166H205V168H201L202 166L204 167V163ZM30 163V164H29ZM36 163H38V164H36ZM73 163H74V166H73ZM85 163V164H84ZM96 163V164H95ZM108 163H109V165H108ZM136 163V164H135ZM167 163V164H166ZM169 163V164H168ZM172 163V164H171ZM175 163V164H174ZM198 163V164H197ZM200 163V164H199ZM15 164V162L13 163V165ZM79 164L81 165V164H83V165H87L88 167L87 168H89V172L91 173V172H93V173H88V175L90 174V175H92L91 176V178L90 177H86V176H82V177H84V178H86V180L84 179V181H81L80 179H82V178H79V181L80 182H78V183H80V186H79V184H78V186L80 187V188H83V190L82 189H80L76 184H77V179H78V175H80L81 174V172L79 173L78 172V169L77 168H80V166H79ZM91 164V165H90ZM119 164V165H118ZM139 164V165H138ZM183 164V163H182ZM190 164H193L192 166L190 165ZM195 164V165H194ZM28 165V166H27ZM77 165V166H76ZM82 165V166H83ZM93 165V166H92ZM118 165V166H117ZM138 165V166H137ZM140 165H141V168H140ZM145 165V166H144ZM149 165V166H148ZM154 165H155V169H157L158 167H160L159 168V171L158 170H156L155 171V169H154ZM164 167H168V168H164ZM172 165V166H171ZM196 165H197V169L195 170V169H193L192 167H194V168H196ZM200 165V166H199ZM220 165V166H219ZM36 166V167H35ZM40 168H38V167ZM44 166H45V164H44ZM79 166V167H78ZM107 166L109 167V168H107ZM137 166V167H136ZM158 166V167H157ZM169 166H171V169L169 168ZM176 166V167H175ZM185 166V167H184ZM187 166H188V168H187ZM191 166V167H190ZM212 166H214V167H212ZM34 167V168H33ZM67 167V166H66ZM76 167V168H75ZM146 167H148V169H146ZM151 167H152V171L150 170L151 169ZM157 167V168H156ZM219 167H221V169H222V174H223V176H222V174L220 173V171L219 170H221V169H219ZM52 168V169H53ZM61 168V169H60ZM63 168L65 169L64 171H63ZM91 168H93V170L91 169ZM98 169V171H100V172H102L101 174V176H98V177H96L95 175H93L94 173H95V171L97 172V170L96 169ZM121 168V169H120ZM163 168H164V170H163ZM173 168V169H172ZM182 169V171H181V169ZM183 168H186L185 169V171H184V169ZM192 168V169H191ZM198 168H200V170L198 169ZM213 168V169H212ZM90 169H91V171H90ZM108 169V170H107ZM143 170V172H142V170ZM154 169V170H153ZM161 169V170H160ZM167 169H169V170H167ZM178 169H180V171H181V173H180V171H178ZM189 169H191L192 171H190ZM212 169V170H211ZM29 170V171H28ZM35 170H37V171H35ZM41 171V173H40V171ZM54 170V169H53ZM52 170V171H53ZM104 170H106L105 172H104ZM118 170H122V172L121 171H118ZM140 170V172H138ZM146 170H150V172L149 173H152V172H154V173H152L150 176L147 174V171ZM163 170V171H162ZM171 170H175L177 173H175V171L173 172V174H172V172H171ZM197 170H199L200 171V173H198L197 172ZM202 170H203V172H204V170L206 171L207 170V173L206 172H202ZM19 171H21L20 173H19ZM23 171V172H22ZM165 171L167 172L168 171V173H167V175H165L166 173H165ZM218 171L220 174V176L221 177H223V178H221L222 179V183L220 184V182H221V180H220V182L218 181V177H220L219 175H218V177L217 178H215V175H217V173L216 172ZM4 172H9L10 173V171H8L7 169H6V171H4ZM13 172V173H12ZM45 174H47V175H45ZM110 174H109V173ZM159 172H161L160 174H159ZM163 172V173H162ZM191 172V173H190ZM224 172V173H223ZM21 173H22V175H21ZM106 173V174H105ZM120 173H122L125 177L127 176L128 177V179H126L122 174H120ZM169 173H171V175L169 174ZM176 174V176H175V174ZM195 173H196V175H195ZM209 173V174H208ZM215 173V175L213 176V174ZM6 174V173H5ZM12 174H14V175H16L17 177H15L14 175L12 176ZM44 174V175H43ZM62 174V175H61ZM69 174H70V172L68 171V173H67V176H69ZM120 175V178L121 177H124L125 178V181H124V178L122 179L121 178V180H123L125 183H127L128 185H130L129 186V188L127 189L126 188V194L124 193L125 191V189L122 191L121 190V188H119L120 186H122L123 187V184H125L124 182L122 183L121 181H120V178H119V175ZM156 174L158 175V176H156ZM186 174H184V175H186ZM202 174H204V175H202ZM206 174V175H205ZM225 174V175H224ZM235 174V175H234ZM259 174H261V175H259ZM75 175H77V177L75 176ZM89 175V176H90ZM107 175V177H105ZM109 175V176H108ZM122 175V176H121ZM169 175V176H168ZM193 175H195V176H198V177H193ZM200 175V176H199ZM237 175V176H236ZM243 175V176H242ZM245 175V176H244ZM263 175V176H262ZM45 176V177H44ZM50 176V177H49ZM67 176H65V178H67ZM95 176V177H94ZM104 176V177H103ZM117 176H118V178H117ZM204 176V177H203ZM258 176V177H257ZM261 176V177H260ZM12 177V179L15 177V181L18 179V182L17 183H21V185H19V184H17V183H13V181H11L10 180V178ZM61 177V178H60ZM81 177V176H80ZM102 177H103V179L105 180H103L102 179ZM108 177L110 178V180L108 179ZM114 178L115 180L113 181V180H111L112 178ZM137 177H138V179H137ZM140 177V178H139ZM172 177V179H174ZM202 177V178H201ZM211 177H213L217 182H215L214 180H211ZM263 177V178H262ZM46 178H47V180H46ZM58 178V179H57ZM77 178V179H76ZM90 178V179H89ZM129 178L130 179H132L130 182H129ZM133 178H134V181H133ZM166 178H164V179H166ZM193 178V179H192ZM212 178V179H213ZM236 178V179H235ZM242 178V179H241ZM106 179L107 180H109V181H107L106 182ZM119 179V180H118ZM139 180V182L137 181V180ZM195 179V180H194ZM198 179V180H197ZM203 179V180H202ZM220 179V178H219ZM229 181H228V180ZM240 179V180H239ZM257 180L256 182H253V180ZM261 179H263V180H261ZM6 180V179H5ZM22 180H24V182H22ZM98 180V182H99V184H98V182H96ZM127 180V181H126ZM135 180H136V182H135ZM168 179H166V181H167ZM199 180L200 181H202V182H199ZM208 180V181H207ZM210 180V181H209ZM248 180V181H247ZM45 183H44V182ZM110 181H112V182H110ZM190 181V182H191ZM195 181V182H194ZM243 181V182H242ZM250 181V182H249ZM8 182V183H7ZM12 182V183H11ZM48 182V183H47ZM60 181H57V183H59ZM109 182V183H108ZM114 182V183H113ZM118 184H117V183ZM129 182V183H128ZM133 182H135V183H138V184H135V183H133ZM155 182V183H156ZM169 182H170V184H169ZM179 182V183H180ZM198 184H197V183ZM212 182L213 183H216V185L215 184H212ZM246 182H248V183H246ZM43 183H44V185H43ZM47 183V184H46ZM62 183V184H63ZM113 183V184H112ZM120 183H121V185H120ZM135 184V186H132L133 184ZM156 183V184H157ZM173 183V184H172ZM206 183V184H205ZM210 185H209V184ZM249 183H251V185L249 184ZM12 184H14V185H12ZM41 185V187L39 186V185ZM89 184H92L91 186L89 185ZM94 184H96V185H94ZM109 184V185H108ZM112 184V185H111ZM115 184V185H114ZM119 186H117V185ZM132 184V185H131ZM140 184V185H139ZM196 184H197V187H196ZM201 184H205V186L203 187V185L201 186ZM48 185H51V187L50 186H48ZM67 185V186H66ZM84 187H83V186ZM137 185V186H136ZM171 185V186H170ZM215 185V187H213V186ZM218 185H220L221 187L220 188H218L219 186ZM47 186V187H46ZM59 186L61 187V183L59 184ZM68 186H71V187H73V188H69ZM85 186H90V187H94V188H91V190L90 191H88V189H90V188H87V187H85ZM99 186V187H100ZM101 186V187H102ZM113 186H115V187H113ZM132 186V187H131ZM177 187V188H172L171 189V187ZM184 186V185H183ZM209 186H211V187H209ZM216 186H217V189H216ZM9 187H11V188H9ZM49 187H50V189H49ZM66 187H68L67 189H66ZM110 187V188H109ZM112 187V188H111ZM138 187V188H137ZM170 187V188H169ZM211 189H209V188ZM213 187V188H212ZM9 188V190H10V192L9 191H7V189ZM15 188V189H14ZM19 188H21V189H19ZM39 188V189H38ZM85 188H87V190L85 189ZM104 188V187H103ZM103 188L102 189H98V190H101V191H103ZM130 188H131V190H130ZM134 188V189H133ZM135 188H137L136 190H135ZM36 189V190H35ZM43 189V190H42ZM47 189L49 190V191H47ZM61 189V188H60ZM69 189V191H68V193H67V190ZM70 189H72V190H74L73 192H72V190H70ZM161 189V190H160ZM164 189V190H163ZM168 189V190H167ZM174 190V191H170V190ZM178 189V190H179ZM208 189H209V191H211V192H209L208 191ZM64 190V189H63ZM82 190V191H81ZM85 190H86V192H85ZM112 191V193H114V194H112L111 192H109V191ZM129 190V191H128ZM133 190H134V192H133ZM215 190V191H214ZM1 191H2V193H3V191L4 190H0V194H1ZM39 191V192H38ZM41 191L44 193L45 191H46V193H44L43 195H42V193H41ZM83 191L86 193V194H84L83 193ZM114 191V192H113ZM121 193L120 195H119V192ZM136 191H137V193H136ZM162 191V192H161ZM215 193H214V192ZM26 192V193H25ZM91 192H92V194H91ZM131 192V193H130ZM174 192V193H173ZM72 193H75V195L76 194H78V195H76L77 196V199H76V196H73L74 194H72ZM81 193V194H80ZM169 193V194H168ZM4 194V193H3ZM11 194V195H10ZM35 194H37V195H35ZM82 194H84V196L82 195ZM132 196H131V195ZM137 194V195H136ZM164 194V195H163ZM172 196H171V195ZM28 195V196H27ZM67 195L65 196V198L67 197ZM71 195L70 196H68L69 197V199H68V197H67V200H66V203L68 202V201H70V202H72V205H73V207H72V205L70 206V208L72 207V209H74V210H76L75 208H77V206H75V205H77V203L75 204V202H74V204H73V200H70V199H72V197H71ZM121 196V197H119V196ZM125 197H124V196ZM128 195H129V197L131 198H128ZM170 195V196H169ZM175 195V197L178 199V201H179V205H178V201H177V199H174V198H171V197H173ZM5 196V195H4ZM12 198H11V197ZM42 196V197H41ZM82 196V197H81ZM136 197V199H135V197ZM166 196V197H165ZM180 196H182V198H178V197H180ZM215 198H214V197ZM37 197V198H36ZM71 197V198H70ZM75 197V198H74ZM119 197V198H118ZM134 197V198H133ZM137 197H138V199H137ZM171 199H170V198ZM42 200H41V199ZM108 198H111V199H108ZM121 198H123V201L121 200ZM128 198V199H127ZM169 198V199H168ZM256 198V199H255ZM262 198V199H261ZM7 199V198H6ZM125 199H127L126 201H127V203L126 202H124V200ZM130 199V200H129ZM139 199H141V201L139 200ZM172 199H174V201L172 200ZM30 200L32 201V202H30ZM41 200V201H40ZM99 200V201H98ZM108 200V201H107ZM120 200L125 204V205H123V203H121L120 202ZM176 200V201H175ZM42 201V202H43ZM82 201V202H83ZM106 201V202H105ZM109 201H111L110 203H109ZM138 201H140V202H138ZM36 202V203H37ZM41 202V203H42ZM69 202V203H70ZM81 202V203H82ZM90 202V205H88V203ZM98 202V203H97ZM105 203V204H102V203ZM117 202H118V204H117ZM131 202V203H130ZM176 203V205H175V203ZM21 203H23V204H21ZM28 203L29 204H32L31 206L29 205L28 206ZM39 204L38 203V205H41L40 207L41 208H44L43 207V205L42 204ZM94 203L95 205L94 206H96L95 208H97L98 206H100V208L98 209H96L95 211L94 210H90L89 209V206H91L92 208L94 207V206H92V204ZM136 205H135V204ZM182 203V204H181ZM189 203V204H188ZM68 204V203H67ZM66 204V205H67ZM87 204V205H86ZM100 204H102V205H100ZM122 204V205H121ZM132 204V205H131ZM217 204V205H216ZM13 205V204H12ZM15 205V207H16V203L14 204ZM13 205V206H14ZM36 206V208H38L39 206ZM70 205V204H69ZM68 205V206H69ZM105 205V206H104ZM175 205V206H174ZM183 205H186V206H184L183 207ZM188 205V206H187ZM17 206V207H18ZM67 206V207H68ZM118 206V207H117ZM121 206H124V207H121ZM130 206V207H129ZM138 206V207H137ZM171 206H173L174 208H172ZM191 208H190V207ZM262 206V207H261ZM39 207V208H40ZM75 207V208H74ZM131 207H133V208H131ZM137 207V208H136ZM183 207V208H182ZM39 208H38V210H39ZM70 208H69V210L67 211V213L68 212H70ZM91 208V209H92ZM127 208V209H126ZM130 208V209H129ZM189 208V209H188ZM201 210H200V209ZM18 209V210H19ZM35 209V208H34ZM72 209H71V212L70 213H72ZM85 209H87V210H85ZM89 209V210H88ZM94 209V208H93ZM132 209V210H131ZM133 209H134V211H133ZM172 209V210H171ZM175 209H177L176 211H173V210H175ZM183 209H184V211H183ZM200 211H198V210ZM260 209V210H259ZM38 210L37 209H35V212L37 213V214H41L40 212L38 213ZM43 210V209H42ZM136 210V211H135ZM257 210V211H256ZM30 211L32 212V214L30 213ZM30 211L28 210V211H26V216L28 217V218H32V219H37L38 217V215L36 216L35 214V212H33V210L32 209H30ZM40 211V210H39ZM94 211V212H93ZM98 211V212H99ZM132 211V212H131ZM173 211V214H177V215H175V216H177L178 218H176L173 214V217L171 218V220L169 221L168 219H170L169 218V216H168V214L170 215V212H172ZM256 211V212H255ZM258 211H261V212H259V214H258ZM15 211H9L6 215H7V217L10 219V217H12L14 220L15 219H17L20 215V213H21V211L19 210V214H18V217H15V216H17V214H16V212L14 213ZM27 212H28V214H27ZM53 212H55V211H53ZM87 212V213H86ZM105 213H102L103 215H105L106 214V216H104L105 217V219L108 217L107 215L109 214V212L107 211H104ZM167 212H168V214H167ZM181 212H183V213H181ZM198 212V213H197ZM34 213V214H33ZM51 213V212H50ZM133 213V214H132ZM195 213V214H194ZM16 214V215H15ZM30 214H31V216H30ZM46 214L49 216L50 214L48 213V212H46ZM76 214H79V213H76ZM100 215V217L99 216H96V215H93L96 219H94L95 220V222H93V216L92 217H90L89 218V220L94 224L93 225V227L95 226L96 227V225L97 226H100V225H102L103 226V221H104V217H102L103 215ZM120 214V215H121ZM143 214V215H142ZM141 215H142V217L144 216V217H149V216H153V214L154 213H149V212H147V213H142ZM147 214V215H146ZM182 214V215H181ZM46 215V216H47ZM51 215H52V213H51ZM168 217H167V216ZM178 215H180V216H178ZM190 215V217H191V219H192V217L193 216H191ZM201 215V216H200ZM37 218H36V217ZM123 216V215H122ZM130 216V217H129ZM154 216H156L155 214H154ZM39 217H42V216H40L39 215ZM120 217V216H119ZM141 217V218H142ZM144 217H143V219H144ZM11 218V219H12ZM103 218V219H102ZM166 218H168L167 220H166ZM174 218H176V219H174ZM1 219V218H0ZM12 219V220H13ZM97 219L101 222V220H102V224H100V222H98L97 221ZM173 219H174V221H173ZM194 219V218H193ZM168 221V223H166V222ZM178 223H177V222ZM195 221V222H194ZM191 222V223H190ZM96 223H98V224H96ZM193 223L195 224V225H193ZM201 223H202V225L203 226H201ZM176 224V225H175ZM196 224H198V226L196 225ZM1 225V224H0ZM3 225V224H2ZM200 225V226H199ZM102 226H100V227H102ZM173 227V229H170L169 227ZM177 226V227H176ZM179 226V227H178ZM188 226V227H187ZM195 228H193V227ZM209 228H208V227ZM4 227H5V229H7V231H8V228L5 226V225H3V226H1L0 227V233H1V231H4L5 229H4ZM94 227V228H95ZM190 227H192V228H190ZM34 227H32L31 229V232H33L32 234H33V236H35L34 238H32V237H28V240L27 239H25V237H22V236H20L21 234L18 232V231H10V228H9V232L6 234V235H2V234H5L7 231L5 230L4 232H2V234H0V254L2 253L3 255H1L0 256V258H2L3 256V258L1 259V261H4V260H6L5 258H9V259H7L8 260V262L6 261V264H33L32 263V261L34 262V263H36L35 261H37V260H35L34 261V259L35 258H33L32 256H28V255H30V254H32V253H34L33 252V250L31 251V250H29V249H32L33 247V249L35 250V252H36V250L38 249V246L34 243V240H37V239H42L43 238V234L42 233H45V230L44 229H41V228H38V229H36V228H34ZM174 228L176 229L175 230V232H177V231H179V230H182L183 229V231H186L187 230V232H188V234H187V236H185V237H182V238H178V237H176V238H174L175 236H172V238H171V236L169 237V238H167L168 237V233H167V231L169 232H174ZM188 228V229H187ZM190 228V229H189ZM3 229V230H2ZM40 229V230H39ZM168 229H170V230H168ZM196 230L195 232H192L193 230ZM34 230V231H33ZM38 230V232H36ZM41 230H43L42 231V233L40 232ZM156 230V231H155ZM189 230V231H188ZM10 232H12L11 234H10ZM152 232V233H151ZM35 233V234H34ZM156 233V234H155ZM191 233L193 234V235H191ZM197 233V234H196ZM14 234V235H13ZM36 234H37V237H36ZM98 234V233H97ZM96 233L94 234V236H92L91 237V239H89L88 241H87V244H90L91 243V245H92V247H91V245H90V247H88V248H85V243L84 244H81V242L83 241L82 239H80V240H82V241H80V242H77V241H79V239L77 240V238H76V241L75 242H77V244L76 245H78V244H81V245H83V247L84 248H82L83 249V251L82 252H78L77 250L75 251H73V249H71L70 247H65V249L62 247V249H64L65 251H68L70 254H67V256H72V259H73V262H75V257L74 256H76V255H79V257L81 256V257H84V258H77L76 257V262L75 263H73V264H102V263H104V264H114L113 262H111L112 260H110V258H109V256H107L106 255V253H108V251H109V253H111V256L110 257H112V256H114L113 255V251H115V249L113 250V249H111V250H113V251H110V249H106L107 247H106V244H104L103 242V236L101 237V236H99V235H101V234H98L97 235ZM194 234H196V235H194ZM40 235L42 236V238H38V237H40ZM45 235V234H44ZM190 235V236H189ZM198 235V236H197ZM200 235V236H199ZM163 236H166L165 237V239H164V237ZM96 237L98 238V239H96ZM101 237V238H100ZM194 239H193V238ZM31 239V241H30V239ZM156 238H158V240L156 239ZM178 238V239H177ZM22 239V240H21ZM24 239H25V241H24ZM94 239V240H93ZM96 239V240H95ZM100 239V240H99ZM103 239V240H102ZM153 239V240H152ZM176 240L177 242H175L176 243V245L178 246V245H180V247H182V248H180L179 246V248H177V246L175 245V243H174V248L172 247L173 246V241H170V240ZM187 239V241H185V240ZM192 239L195 241V242H193L192 241ZM168 240V241H167ZM179 240V241H178ZM182 240H184L185 241V244L183 243L184 241H182ZM25 243H24V242ZM91 241V242H90ZM101 241H103L102 243H101ZM153 243H152V242ZM162 243V242H165V243H162V244H160V242ZM182 241V242H181ZM192 241V242H191ZM198 243H197V242ZM27 242V243H26ZM32 243L34 246L32 247L31 246V244L29 245V243ZM97 242H99V243H97ZM155 242V243H154ZM168 242H172L171 244L169 243L168 244ZM179 242H181L180 244H179ZM49 242H47L46 244L48 245V247H54V246H52V244L51 243H49ZM93 243H95V245H93ZM190 243V244H189ZM27 244V245H26ZM167 244H168V247L171 245V247L172 248H168L167 247ZM105 245V246H104ZM151 245V246H150ZM163 245V246H162ZM183 245V246H182ZM30 246V247H29ZM94 246L96 247V249L100 246L101 248H102V250L100 249V247L98 248L99 249V252H101L102 254H100V256H101V258L102 259H104V262L101 260V258H100V256L99 255H97V254H99L98 253V249L96 250H94V251H92L93 250V248H94ZM36 247H37V249H36ZM81 247V246H80ZM165 247H167V249L168 250H166V248ZM66 248H67V250H66ZM69 248V249H68ZM89 248H91V250L89 249ZM185 248V249H184ZM86 249H87V251L88 252H90V254L86 251ZM89 249V250H88ZM147 249V250H146ZM169 249H170V251L172 250V249H174L175 251H172L173 253H171L170 251H169ZM179 250V253H180V250H182V253L181 254H179L178 252V254H179V256L177 257V255L174 253V252H176V251H178ZM219 249V250H218ZM71 250H72V252H71ZM141 250V251H140ZM24 251V252H23ZM106 251V253H105V255H104V252ZM165 253H164V252ZM168 251V252H167ZM220 251V252H219ZM23 252V253H22ZM26 252H30L29 254H26ZM67 252V253H68ZM94 252V253H93ZM97 252V253H96ZM142 252V253H141ZM144 252H148L147 254H145ZM170 252V253H169ZM19 253H21L20 255H21V257H20V255H19ZM39 253H45V252H43V251H40V252H38V254ZM78 253H80V254H78ZM166 253H168V254H166ZM8 254H9V256H8ZM25 256H24V255ZM42 254V255H43ZM46 254V253H45ZM73 254H75L74 256H73ZM94 254H96L95 256H94ZM116 254V253H115ZM174 254V255H173ZM225 254V255H224ZM23 255V256H22ZM40 256H41V254H39ZM89 255V256H88ZM145 255V256H144ZM152 255V256H151ZM176 255V256H175ZM97 256V257H96ZM121 257L122 255H115L114 257L115 258H117V257ZM169 256H172V258H173V260H172V258L171 257H169ZM173 256H175L176 258H174ZM13 257V258H12ZM18 257H20V259L18 258ZM24 257H26V258H24ZM32 257V258H31ZM85 257H87V258H85ZM99 257V258H98ZM107 257L109 258V259H107ZM149 257V258H148ZM18 258V259H17ZM31 258V259H30ZM89 258V259H88ZM169 258H171V259H169ZM208 258V259H207ZM4 259V260H3ZM14 259H16V260H14ZM107 259V260H106ZM150 261H149V260ZM204 259V260H203ZM219 259V260H218ZM13 262H12V261ZM80 260V261H79ZM133 260H138L136 257H134V259ZM140 260H142V259H140ZM177 262V261H179V262H175V261ZM194 260V261H193ZM210 260V261H209ZM214 260V261H213ZM216 260H217V263H216ZM43 261L44 260H40V261H38V262H41L42 264H43ZM95 261V262H94ZM110 261L111 263H108V262ZM37 262V263H38ZM98 262V263H97ZM107 262V263H106ZM213 262H215V263H213ZM36 263V264H37ZM41 263H39V264H41ZM60 264H69V263H67V262H65L64 260L63 261H61V263Z\"/></svg>", "mask_w": 264, "mask_h": 264}, {"label": "bare ground", "instance_id": "2", "mask_svg": "<svg viewBox=\"0 0 264 264\" xmlns=\"http://www.w3.org/2000/svg\"><path fill=\"white\" fill-rule=\"evenodd\" d=\"M32 2H33V0H31ZM60 1V0H59ZM58 0H57V2H59ZM62 1V0H61ZM107 1V0H106ZM105 1V2H106ZM137 1H139V0H137ZM144 1V0H143ZM143 1H141L142 2V4L144 3ZM154 1H158L159 2V5H156L157 7H158V9H156V8H154V7H152L151 8V11H152V9H156V10H154L155 11V13H151L150 12V6H152V5H154L155 6V3L154 4H152ZM227 0H224V2H226ZM230 1V0H229ZM245 1V0H244ZM264 0H262V2H263ZM0 2H2V0H0ZM11 2H14L13 4H15L16 3V5H17V8H24V6L29 2V4H30V0H4V2L3 3H1L0 4V7H2V8H9V4H12ZM95 2V1H94ZM93 2V3H94ZM223 1H221V0H200V2H199V5L197 4V3H193L195 6L193 7V5L191 6V7H193L192 9L191 8H189V11L186 9V7H188V6H185L184 4L181 6V4H180V2H179V0L177 1V0H174V1H172V2H170V0H146V2H145V4L144 5H142L143 6V9H142V11H143V16L140 18V20H139V18L137 19V17H138V15H137V13H136V11H138L139 9H137L138 7L135 5V3H136V0H123V1H120V3H121V5H123V7H124V11H121L122 13L121 14H117V12H116V21H114V23L113 24H109V25H107V27H106V30L103 28V30L105 31L103 34H106L107 36H111V35H115V38H117L116 36H119V35H123V37H120L119 36V38H118V40L117 41H115L113 44L111 43L110 44V42H109V44L110 45H112V47L110 48L111 49V53L114 51L115 52V55L113 56V58L111 59L112 60V64L110 65L109 64V66H107L105 63H104V61H102L101 60V65L103 64V66L105 65V66H107V68L110 70V73L107 75V76H105V77H103L102 79H100V80H98V83L97 84H95V86L93 87L94 89L93 90H96V91H98V94H99V92L102 94V96H104L105 95V100L107 101L106 103H104V104H106V105H108L107 107H109V108H107L106 106H104V107H102V108H105V114H104V112H102V111H99V113L105 118V119H103V124H106L107 122H108V120H107V122H106V119H110L111 121H109V122H112L111 124H112V127H113V125H114V123L117 121V117L120 119V122L122 121V119L124 120V122H126V123H129L130 125L133 123V117H131V115H132V109H131V107L133 108V110H134V112H138L140 115H141V117L138 115V114H136L135 116H139L140 117V119L142 120L143 118L144 119H146L145 118V116H149L148 117V119H150L149 121H150V123L147 125V129H146V131H147V134L148 135H150V137L151 138H154V139H157L158 141H159V144L158 145H156V144H154V147L156 148L155 149V152H159V153H161V152H163V154L162 155H164V153H170V155H172V154H174V153H176L178 156H179V154L177 153V152H181V153H183V154H187V157H188V155H191L192 156V154L194 153L195 155H196V152L197 151H200L199 153H200V155L202 154L201 153V150H204V149H206L207 148V144H209V143H206V141L205 140H201L202 142H194V143H190L189 144V141L190 140H197L198 138H202V137H204V135H205V133L206 132H210L211 134H212V137L210 138V140L212 139V144L210 145V146H213L214 147V150H213V152H214V154L216 155V156H221L222 155V153H225V150L227 149H225V150H223V149H220V145H218L217 147H215V145L216 144H218V143H216L215 144V134H216V132H215V130H214V125L212 124V123H214L213 121H212V123H211V118H210V115H211V113L209 112V109H211V108H213L214 110H217V111H219V109H218V106H219V104H221L222 102H223V104L224 103H226L227 105L229 104V106H230V104L232 103L233 104V102H234V104L233 105H231L229 108H232L231 109V111H230V113L232 114V115H234L235 114V109H237V110H239V111H243V112H249V113H247V114H245V115H242V114H239L238 116V129H240V131H241V133L242 134H245V136L247 137L246 139H247V142H241V141H239L240 139H241V137H240V139L239 138H237V139H239L238 141L240 142V144H238V146L236 145V148L234 149H232V151L233 152H239L242 156H244L243 158H244V160H246V162L250 165V167L253 169V170H258L259 169V166H260V162L258 161L259 159L257 158L258 156H256V154L258 153V152H261L262 150H264V142H263V139H264V119H263V115H264V58H260L259 56H260V52L259 51H261V50H263V53H264V44L263 45H259V43L261 44V42L262 41H260V42H258V40H259V38L258 37H260V38H262V36L260 35H255V38H256V36H258L257 38H258V40L257 39H255V38H253L254 37V34H251V35H253L252 37L251 36H249L250 35V32H249V30H251V29H249L248 31H247V34L245 35L243 32V30H241L240 29V31H243L242 33L244 34V35H241L240 34V36H242V38H239L238 39V41H240V42H238V41H235V40H237L236 38H232L231 40H229V35H228V29L231 27H229V25H227L228 23H229V21H228V23H227V20H226V13H225V11L226 10H224L225 8H224V5H223V3H224ZM236 2V1H235ZM255 2V1H254ZM62 3V2H61ZM61 3H60V5H61ZM83 3V2H82ZM88 3V2H87ZM113 3V2H112ZM111 2L109 3V4H112ZM116 3H118V1L116 0ZM241 3H243V2H241ZM244 3H249V1H247V2H244ZM243 3V4H244ZM256 3V2H255ZM259 3H260V1H259ZM84 4V3H83ZM140 4V3H139ZM152 4V5H151ZM156 4H158V3H156ZM235 4V3H234ZM243 4H242V6H243ZM262 4V3H261ZM28 5V4H27ZM57 5V4H56ZM59 5V4H58ZM57 5V6H58ZM108 5V4H107ZM113 5H114V3H113ZM112 5V6H113ZM118 5H119V3H118ZM190 5V4H189ZM240 5V4H239ZM245 5V4H244ZM247 5H251L250 3L249 4H247ZM254 5V4H253ZM260 5V4H259ZM258 5V7H257V5L255 6V7H257V8H259L260 6H261V8L262 7H264V5H260L259 6ZM13 6V5H12ZM32 6V5H31ZM52 6V5H51ZM80 6H82L81 4H80ZM95 6V5H94ZM185 6V7H184ZM237 6H238V4H237ZM236 6V7H237ZM15 7V6H14ZM27 7H29V6H27ZM56 7V6H55ZM54 6H53V8H55ZM59 7V6H58ZM79 7V6H78ZM83 7V6H82ZM105 7H110V6H105ZM232 7H233V5H232ZM236 7H234L235 9H236ZM241 7V6H240ZM245 7V6H244ZM246 7H250V6H246ZM245 7V8H246ZM16 8V7H15ZM16 8V9H17ZM33 8V7H32ZM121 8V7H120ZM142 8V7H141ZM261 8H259V10L258 9H255V8H250V10H252V9H255V10H258V13L259 12H261L262 10H261ZM3 9V10H4ZM12 9V8H11ZM10 9V10H11ZM20 9V11H22ZM50 9V8H49ZM59 9V8H58ZM61 9V8H60ZM108 9V8H107ZM234 9V10H235ZM239 9V8H238ZM247 9H249V8H246V11H247ZM8 10V11H7ZM14 10V9H13ZM62 10V9H61ZM136 10V11H135ZM250 10H248L249 12H250ZM5 11H7V12H9V9H6V10H4V13H6ZM12 11V10H11ZM20 11H17L18 13L20 12ZM63 11V10H62ZM90 11V10H89ZM92 11V10H91ZM142 11H140V12H142ZM232 11H233V9H232ZM254 11V10H253ZM264 11V10H263ZM1 12H3L2 10H1ZM14 12V11H13ZM23 12V11H22ZM34 12V11H33ZM37 12V11H36ZM58 12V11H57ZM111 12V11H110ZM139 12V14H141ZM245 12V11H244ZM248 12V13H249ZM255 12H257V11H255ZM255 12H253L254 14H255ZM29 13V12H28ZM52 13V12H51ZM61 13V12H60ZM59 13V14H60ZM114 13V12H113ZM236 13V12H235ZM3 14V13H2ZM7 14V13H6ZM11 14V13H10ZM50 14V13H49ZM78 14V13H77ZM101 14H102V12H101ZM153 14V15H152ZM231 14V13H230ZM238 14V13H237ZM246 14H247V12H246ZM253 15L252 14V12L251 13H249V15H248V18H249V16H251V15ZM261 14V13H260ZM1 15V14H0ZM7 15H9V14H7ZM14 15H16V13L14 14ZM24 15V14H23ZM22 15V16H23ZM68 15V14H67ZM83 15V14H82ZM106 15V14H105ZM115 15V14H114ZM142 15V14H141ZM256 15V14H255ZM263 15V14H262ZM2 17H3V15H1ZM5 17H6V15H4ZM21 16V17H22ZM26 16V15H25ZM24 16V17H25ZM71 16V15H70ZM237 16V15H236ZM247 16V15H246ZM5 17H3L4 19H5ZM10 17V16H9ZM11 17H13L12 15H11ZM11 17H10V19H11ZM23 17V18H24ZM49 17V16H48ZM63 17V16H62ZM61 17V18H62ZM108 17V16H107ZM110 17V16H109ZM113 17V16H112ZM230 17V16H229ZM234 17V14H233V16H231V18H233ZM252 17V16H251ZM256 17H259V16H256ZM256 17H255V19H256ZM50 18H51V16H50ZM49 18V19H50ZM53 18V17H52ZM56 18H57V16H56ZM60 17H59V20L61 19ZM90 18V17H89ZM97 18V17H96ZM111 18V17H110ZM114 18H115V16H114ZM230 18V19H231ZM236 18V17H235ZM234 18V19H235ZM253 18L254 17H252L250 20L251 21H253ZM261 18V17H260ZM3 19V20H4ZM43 19V18H42ZM48 19V20H49ZM54 20H52V22H50V24L49 25H51V23L53 24V21H55L56 20V22H58V18L57 19H55V16H54V18H53ZM99 19V18H98ZM104 19V18H103ZM229 19V20H230ZM242 19V18H241ZM246 19H247V17H246ZM245 19V20H246ZM254 19V20H255ZM2 20V21H3ZM6 20V19H5ZM7 20H8V17H7ZM12 20V19H11ZM13 20H15V19H13ZM12 20V21H13ZM16 20H17V18H16ZM19 20H22L21 18H19ZM106 20V19H105ZM113 20H115V19H113ZM113 20H112V22H113ZM233 20V19H232ZM237 20H240V19H237ZM236 20V21H237ZM245 20H243V21H245ZM249 20V21H250ZM259 20V19H258ZM23 21V20H22ZM38 21V20H37ZM43 21V20H42ZM107 21H108V18H107ZM137 21H140L139 22V24L137 23ZM235 21V20H234ZM243 21H242V23H243ZM248 21V20H247ZM248 21V22H249ZM257 21V20H256ZM39 22V21H38ZM44 22V21H43ZM48 22V23H49ZM104 22V21H103ZM246 22V21H245ZM261 22V21H260ZM24 23H26V22H24ZM23 23V24H24ZM69 22H67V24H68ZM80 23V22H79ZM96 23V22H95ZM156 23H157V25H156ZM231 23V22H230ZM232 23L234 24V22L232 21ZM237 23V22H236ZM239 23V22H238ZM241 23V22H240ZM252 23H255V22H252ZM259 23V22H258ZM263 23V22H262ZM261 23V25H263V28L262 27H260V26H258V27H260V28H262V29H264V24H262ZM36 24V23H35ZM67 24H64L63 26H62V28H60L59 29V33L62 31V33L64 32L65 34H66V30H67ZM70 24V23H69ZM76 24V23H75ZM81 24V23H80ZM103 24V23H102ZM232 24V25H233ZM244 24V23H243ZM242 24V25H243ZM22 24H20V26H21ZM25 25V24H24ZM82 25V24H81ZM90 25V24H89ZM99 25V24H98ZM246 25V24H245ZM249 25V24H248ZM248 25H246V27H244L245 29L248 27ZM251 25V24H250ZM249 25V27L248 28H250L251 26ZM45 26V25H44ZM48 26V25H47ZM78 26V25H77ZM115 26V27H114ZM155 26H158V32H159V34H158V32H156L155 30H154V27ZM237 26H238V24H237ZM241 26V25H240ZM257 26V25H256ZM4 27V26H3ZM23 27V26H22ZM26 27V26H25ZM28 27V26H27ZM26 27V28H27ZM29 27H30V25H29ZM39 27V26H38ZM49 27V26H48ZM81 27H83V26H81ZM93 27V26H92ZM233 27V26H232ZM15 28V27H14ZM14 28H12V29H14ZM34 28V27H33ZM74 27H72L71 29H73ZM89 28V27H88ZM95 28V27H94ZM239 28V27H238ZM237 28V30H239ZM247 28V29H248ZM9 29H11V28H9ZM27 29H29L30 30V28H27ZM71 29H70V33H72L71 32ZM76 29V28H75ZM99 29H101V28H99ZM98 29V30H99ZM246 29V30H247ZM255 29L257 30V31H260L261 29H257V27H255ZM255 29L253 28V30L255 31ZM22 30H23V28H22ZM41 30V28H39V30H38V32H37V30L35 31L36 33H38L39 34V31ZM47 30V29H46ZM77 30V29H76ZM75 30V32H77V31H79V30H77L76 31ZM88 30H92L91 28L90 29H88ZM98 30L97 29H93L91 32H90V35L88 36V37H85L84 39L86 40H90V41H93L94 40V38H95V40H101V38L99 37L100 35L101 36H103L102 35V33H100V32H98ZM160 30V31H159ZM245 30V31H246ZM253 30H251V32H253ZM11 31H13V30H11ZM10 31V32H11ZM33 31V30H32ZM116 31H118L117 33H116ZM239 31V32H240ZM261 31H263L264 32V30H261ZM260 31V32H261ZM1 32V31H0ZM29 32H31V31H29ZM34 32V31H33ZM32 32V33H33ZM74 32V33H75ZM84 32V31H83ZM86 32V31H85ZM84 32V33H85ZM230 32V31H229ZM233 32V31H232ZM235 32H236V30H235ZM249 32V33H248ZM262 32V33H263ZM24 33H25V36H26V31H24ZM36 33H33V35L34 34H36ZM40 33H42V32H40ZM59 33H57V34H59ZM74 33H73V35H74ZM82 34V33H80V36L82 35H84L85 36V34ZM162 33H164L163 34V36L165 37V38H161V34ZM254 33V32H253ZM262 33H260V34H262ZM2 34H4L3 32H2ZM6 34V33H5ZM21 34H23V33H21ZM229 34H231V33H229ZM255 34H258L257 32L255 33ZM32 35V36H33ZM63 35V34H62ZM126 35L128 36V38H125L126 37ZM161 35V36H160ZM232 35V34H231ZM230 35V36H231ZM262 35H264V33L262 34ZM12 36V35H11ZM31 36V35H30ZM32 36H31V38H32ZM56 36V35H55ZM69 35H67V37H68ZM75 36H78V35H75ZM125 36V37H124ZM237 36V35H236ZM235 36V37H236ZM36 36H34L33 38H35ZM44 37V36H43ZM45 37H46V35H45ZM61 37V36H60ZM74 37V36H73ZM114 37V36H113ZM112 36L110 37V41H112L113 39H115V38H113ZM158 37H160L163 41H161V40H159L160 38H158ZM18 38V37H17ZM22 38V37H21ZM27 38V37H26ZM81 38V37H80ZM102 38H104V37H102ZM109 38V37H108ZM170 38V39H169ZM78 39V38H77ZM82 39H83V37H82ZM93 39V40H92ZM105 39V38H104ZM107 39V38H106ZM112 39V40H111ZM166 39V40H165ZM235 39V40H234ZM263 39V38H262ZM17 40H20V37H19V39H17ZM23 40H24V38H23ZM79 40V39H78ZM86 40V41H87ZM42 41V40H41ZM48 41V40H47ZM109 41V40H108ZM114 41V40H113ZM79 42V41H78ZM81 42V41H80ZM96 43H95V45H97V47H100V45H102V44H99L97 41H95ZM264 42V41H263ZM83 43H84V41H83ZM87 44H88V41L86 42ZM85 43V44H86ZM90 43H92V42H90ZM104 43V42H103ZM1 44H3V43H1ZM38 44V43H37ZM105 44V47L107 46L106 44L107 43H104ZM104 44H103V47H104ZM35 45V44H34ZM80 45H81V47L83 46L82 45V43H80ZM91 45V44H90ZM95 45H94V47H95ZM92 46V45H91ZM91 46H89V49H90V47ZM263 46V47H262ZM43 47V46H42ZM86 47V46H85ZM85 47H84V49H85ZM103 47H101V49H103ZM104 47V48H105ZM260 49H259V48ZM92 48L93 47H91V51H92ZM231 48H236L237 50H235V51H237L238 53L237 54H239V59H242L241 61L242 62H240L239 64H236V66H232V65H234V63L231 65V67L229 68V71H230V75L229 74H226V75H224L221 79H220V82H219V84L217 83V79L216 78H214V79H212L213 77H212V75H216L217 74V71H215L212 67L214 66V65H222V64H225V62H226V56H228V53H229V51H231L230 49ZM2 49H3V47H2ZM43 49V48H42ZM83 49V48H82ZM99 49V48H98ZM101 49H99V50H101ZM56 50H58V49H56ZM41 51V50H40ZM87 51V50H86ZM101 51H104V50H101ZM105 51H106V49H105ZM234 51V50H233ZM20 52V51H19ZM83 52V51H82ZM94 52H95V49H94ZM84 53H85V51H84ZM87 53V52H86ZM91 53V52H90ZM98 53V52H97ZM86 55V54H85ZM93 55V54H92ZM96 55V54H95ZM112 54H110L109 56H111ZM261 55H263L262 53H261ZM84 57V56H83ZM93 57H95V56H93ZM231 57H233V56H231ZM2 58V57H1ZM6 58V57H5ZM8 58V57H7ZM100 58V57H99ZM228 58H230V57H228ZM88 59H89V57H88ZM229 60V59H228ZM230 60H232V59H230ZM10 61V60H9ZM57 61V60H56ZM89 61V60H88ZM5 62V61H4ZM3 62V63H4ZM11 62V61H10ZM26 62V61H25ZM63 62H65V61H63ZM212 62V63H211ZM77 63V62H76ZM79 63H81L80 62V60H79ZM82 63H83V61H82ZM87 63H89V62H87ZM209 63H211V67L209 66ZM230 63V62H229ZM5 64V63H4ZM84 64V63H83ZM91 64V63H90ZM95 64H96V62H95ZM228 64V63H227ZM11 65V64H10ZM23 65V64H22ZM54 65H56V64H54ZM62 65V64H61ZM60 65V66H61ZM78 65H80V64H78ZM77 65V66H78ZM93 65V64H92ZM12 67L14 66V64L13 65H11ZM17 66V65H16ZM70 66V65H69ZM68 66V68H70ZM76 66V70L78 69V67ZM81 66V65H80ZM79 66V67H80ZM85 65H83V67H84ZM88 65H86V67H87ZM91 65H89L88 67L90 68V71H92L93 72V70H91L92 68L90 67ZM210 68H209V67ZM220 66H218V68L220 67ZM0 67H1V65H0ZM3 67H4V65H3ZM17 67H19V66H17ZM21 67H23V66H21ZM49 68H50V66H48ZM55 67H57V65L55 66ZM73 67V66H72ZM72 67H71V69H72ZM96 67V66H95ZM227 67V66H226ZM6 68V67H5ZM11 68V67H10ZM44 69H45V67H43ZM48 68V69H49ZM66 68V74L67 73H69L68 72V70H67V67H65ZM64 68V69H65ZM74 68V67H73ZM98 68V67H97ZM250 68H255V70L256 71H258V73L256 74L257 76H248L246 73H247V71H248V69H250ZM19 69V68H18ZM17 69V70H18ZM42 69V68H41ZM43 69V70H44ZM47 69V70H48ZM51 69V68H50ZM80 69V68H79ZM83 69V68H82ZM87 70H85L84 72H83V70H82V74H84L83 76H85V78H87L88 76H89V72L90 71H88L89 69L88 68H86ZM1 70H3V69H1ZM13 70H15V72H16V69H14V67H13ZM12 69L11 70H6L5 72H1V74H0V76H2V77H5L6 78V76L7 75H10V76H13L14 75V71H13ZM40 70V69H39ZM61 70V69H60ZM70 70V69H69ZM21 71V70H20ZM38 71V70H37ZM53 76L57 79V81L58 82H60L61 83V85H58V86H61L60 88L61 89H59V90H61V93H62V91L64 90L63 88H65L66 90H67V93H66V95H65V93L63 94V96L61 97V95L60 96H56V97H60V98H62V99H59L58 100V103H59V108H58V106H54V107H56V109L58 108V110H56L55 109V111H53V112H55V114L57 115V116H60V119H62L63 117L65 118L66 117V119H67V116H73L72 117V119H78V121L80 122V124H82L81 125V127H80V125H78L79 124V122H78V124H77V121L75 120V122H73V126L72 127H74V125H78L81 129L80 130H82V132L84 133V131H86L87 130V127H88V125H87V123L89 122V119L87 118V120L88 121H86V119H85V112H86V110L87 109H84L82 106H81V104H80V97H79V95H78V93L80 94V92H78V91H76V89H78L77 87H73L75 90H73V89H71V87H70V85L69 84H67V83H65V82H61L62 81V79L60 80V78H59V76H58V74L61 76V75H63V77H64V74H61V73H58L57 72V70H54V68H53ZM52 71H50L49 72V74L50 75H52L51 74V72ZM102 71V70H101ZM228 71V72H229ZM19 72V71H18ZM62 72V71H61ZM64 73H65V71H63ZM72 72V74H73V71H70V73ZM80 72V71H79ZM17 73V72H16ZM16 73H15V76L16 77H19V76H17L16 75ZM20 73V72H19ZM18 73V74H19ZM69 73V74H70ZM91 73V72H90ZM98 73V72H97ZM39 74V73H38ZM41 74V73H40ZM46 74H48V73H46ZM76 74H79L78 73V71H77V73ZM75 74V72H74V74L73 75H76ZM92 74V73H91ZM104 74V73H103ZM81 75V74H80ZM80 75H78V77L80 76ZM9 76V77H10ZM15 76L13 77L14 79H15ZM52 76V77H53ZM70 76V75H69ZM77 76V75H76ZM76 76H74L73 78H72V76H71V78L69 77V79H71V81L73 80L74 82H75V84H76V86H80L81 84H85L84 82L83 83H81L80 82V78L78 79V78H76ZM160 78L159 80L157 79H155L154 81H152L151 79L152 78ZM212 77V78H211ZM1 78V77H0ZM12 77H10L9 79L12 81H14V79H13ZM98 78V77H97ZM101 78V77H100ZM4 79V78H3ZM9 79H7L8 81L7 82H9L10 83V81H9ZM64 79H66V77L65 78H63V80ZM90 79H93V77L92 78H90ZM26 80V79H25ZM81 80H83V81H85L84 79H82L81 78ZM97 80V79H96ZM5 81H6V79H5ZM56 81V82H57ZM72 81V82H73ZM91 81V80H90ZM57 82V83H58ZM70 82V81H69ZM93 82V81H92ZM91 82V83H92ZM0 83H2V84H5V82L3 83V81H1ZM9 83H7V84H9ZM12 83V84H11ZM10 84L11 85H14L15 84V82H14V84H13V82H11ZM20 83H21V80H20ZM49 84H50V82H49ZM153 84V85H152ZM62 85H63V87H62ZM73 85V84H72ZM9 86V85H8ZM66 86V87H65ZM86 86V85H85ZM228 86H232L233 88H242V89H244L245 90V92L244 93H242L241 91H237V90H235L234 92H235V95L237 94L239 97L238 98H241V99H238V100H233V101H231V100H228L229 99V96L228 95H226L224 92L225 91H223V93L228 97V99L227 98H225L226 100H223L222 98H221V94L219 93V92H221L222 90L221 89H223V88H228ZM258 86H262V91H263V93H258V91L256 90L257 89V87ZM50 87V86H49ZM52 87V86H51ZM51 87H50V90H51ZM81 87V86H80ZM91 87V86H90ZM158 90V88H161L160 90H158V91H156V92H154L155 91V88ZM48 88V87H47ZM154 90H153V89ZM225 88V89H226ZM63 89V90H62ZM80 89V88H79ZM81 89H83V88H81ZM230 89H232V88H230ZM239 89V90H240ZM1 90V89H0ZM66 90H64V91H66ZM85 90V89H84ZM153 90V91H152ZM243 90V91H244ZM53 90H51V92H52ZM63 91V92H64ZM86 91H87V89H86ZM95 91V92H96ZM257 91V92H256ZM259 91H260V89H259ZM51 92H50V94H51ZM78 92V93H77ZM83 92V91H82ZM93 92V91H92ZM253 92H256V95H253V94H251V93H253ZM52 93H54V92H52ZM60 93V92H59ZM60 93V94H61ZM84 93H86L85 91H84ZM88 93H89V91H88ZM87 93V94H88ZM227 93V92H226ZM90 94V93H89ZM97 94V93H96ZM97 94V95H98ZM104 94V95H103ZM59 95V94H58ZM81 95V94H80ZM223 95V94H222ZM236 95V96H237ZM26 96V95H25ZM33 96V95H32ZM51 96H53V94L51 95ZM71 97L72 98V100L71 101H68L67 99H64L65 97ZM234 96V95H233ZM100 97V96H99ZM19 98H21V97H19ZM32 98V97H31ZM70 98V99H71ZM82 98V97H81ZM98 98V97H97ZM224 98V97H223ZM52 99H54V98H52ZM83 99V98H82ZM18 100V99H17ZM55 100V99H54ZM74 100V101H73ZM100 100V99H99ZM223 100V101H222ZM6 102L8 101V100H5ZM9 101H10V98H9ZM23 101V100H22ZM21 101V103H23ZM52 101V100H51ZM56 101H57V98H56ZM56 101H55V103H56ZM73 101V102H72ZM82 101V100H81ZM104 101V100H103ZM4 102V101H3ZM12 102V101H11ZM10 102V103H11ZM15 102V101H14ZM50 102V101H49ZM53 102V101H52ZM72 104H71V103ZM101 102V101H100ZM9 103V102H8ZM10 103H9V105H10ZM18 103V102H17ZM50 104V103H49ZM99 104V103H98ZM103 104V105H104ZM222 104V105H223ZM8 105V106H9ZM23 106H22V110L20 109L19 110V114H20V111L23 113V116L22 117H25L26 118V120H27V122H26V124L24 123V125H25V127L23 128L22 127V129H20V131L21 132H19L18 130V126H20L18 123H19V121H17V119L19 120V116L21 115H19L17 112V114H18V116L16 117H14L15 119H16V121L18 122L17 124H18V126H16L17 124H16V121L15 122H10L11 120V118H10V115H9V118H8V124L9 123H14V125H15V127H18V128H15V129H18V130H15V132L13 133L14 135L13 136H15V134H16V136H17V131L20 133V134H24V136H25V138H26V136L28 135L27 133L28 132H30L31 130H32V128L33 127H38L37 126V123H39L38 121H39V116L42 114H40V115H38V113H36L35 111H32V110H30L31 109V102H30V100L28 99V100H26L25 101V103L24 104H22ZM53 105H55L54 104V102H53ZM56 105H58V104H56ZM12 107H13V104L11 105ZM21 106V105H20ZM3 107V106H2ZM17 107V106H16ZM49 107V106H48ZM51 107V106H50ZM93 107V106H92ZM157 108V110H154V108ZM223 107V106H222ZM224 107H225V105H224ZM222 108V110L223 109H225V108ZM5 108V107H4ZM14 108H15V106H14ZM37 108V107H36ZM35 108V109H36ZM94 108V107H93ZM17 109V108H16ZM48 109V108H47ZM227 109V108H226ZM234 109V110H233ZM8 110V109H7ZM15 110V109H14ZM14 110H12L13 111V113H14V115H15V112H14ZM37 110V109H36ZM53 110V109H52ZM221 110V109H220ZM5 111V110H4ZM3 111V112H4ZM12 111H10V113L12 112ZM15 111H17V110H15ZM56 111H57V113H56ZM94 111H95V109H94ZM7 112V111H6ZM9 112V111H8ZM49 112H52L51 110L49 111ZM52 112V113H53ZM211 112H212V109H211ZM214 112V111H213ZM12 113V114H13ZM4 114V113H3ZM6 114V113H5ZM91 114V113H90ZM43 115V114H42ZM41 115V116H42ZM46 115V114H45ZM96 115V114H95ZM118 115V116H117ZM213 115H216V113L215 114H213ZM231 115V116H232ZM6 116H8V114L6 115ZM50 116H52L53 117V115L52 114H50ZM90 116V115H89ZM102 116H100V117H102ZM1 117H2V115H1ZM3 117H4V115H3ZM55 117V116H54ZM62 117V118H61ZM87 117V116H86ZM102 117V118H103ZM212 117V116H211ZM6 118V117H5ZM47 118V117H46ZM63 118V119H64ZM99 118V117H98ZM97 118V119H98ZM102 118H101V120H102ZM1 119V118H0ZM20 119H21V117H20ZM23 119V118H22ZM137 119V118H136ZM215 118H213L212 120H214ZM236 119V120H237ZM6 120V119H5ZM51 120V119H50ZM91 120V119H90ZM92 120H93V117H92ZM99 120V119H98ZM153 120H154V122H153ZM231 120V119H230ZM235 120V119H234ZM58 121H59V123L61 122V121H63V120H59L58 119ZM70 121V120H69ZM68 121V122H69ZM136 121V120H135ZM0 122H1V120H0ZM48 122V121H47ZM66 122V121H65ZM102 122V121H101ZM100 121H98L97 123H101ZM120 122H119V124H120ZM216 122H218V121H216ZM215 122V123H216ZM236 122V121H235ZM236 122V123H237ZM23 123V122H22ZM48 123H50V121L48 122ZM75 123V124H74ZM118 123V122H117ZM125 123V124H126ZM137 123V122H136ZM152 123H155V125L154 124H152ZM3 124V123H2ZM5 124H6V122H5ZM90 124H92L91 122H90ZM110 124V125H111ZM143 124H145V123H143ZM157 124V125H156ZM227 124V123H226ZM7 125V124H6ZM39 125V124H38ZM57 125H58V123H57ZM93 125V124H92ZM97 125V124H96ZM109 125V124H108ZM109 125V126H110ZM122 125V124H121ZM127 125V124H126ZM130 125H128V126H130ZM217 125H218V123H217ZM228 125V124H227ZM1 126V125H0ZM11 126L13 127V125L11 124ZM11 126H9L10 128H11ZM63 126H64V124L63 125H61V126H59L58 125V127H60V129L62 130V133H63V130L65 129V128H63ZM91 125H89V127H90ZM102 127H103V125H101ZM124 126V125H123ZM132 126V125H131ZM139 126H140V124H139ZM142 126V125H141ZM143 126H145L146 127V125H143ZM193 126H197L199 129H197V130H195V132L196 131H198V135H199V137L197 138V137H195L192 133V127ZM65 127V126H64ZM79 127H77V131H78V129H79ZM115 127V126H114ZM114 127L112 128V132L113 133H116L115 131H116V128L117 127H115V130H114ZM122 127V126H121ZM134 127V126H133ZM223 127V126H222ZM225 127H227L226 125H225ZM231 127V126H230ZM232 127H234V126H232ZM9 128V131H6V132H11L12 130H14V128L11 130ZM53 128H56V126L55 125H51V124H48L47 126L45 125V129H46V133H53ZM67 128V127H66ZM98 129H99V127H97ZM110 128H111V126H110ZM124 128V127H123ZM135 128V127H134ZM143 128V127H142ZM218 128V127H217ZM216 128V129H217ZM228 128V127H227ZM42 129V128H41ZM75 130H76V126H75V128H74ZM73 129V131H75ZM94 129H95V127H94ZM93 129V130H94ZM100 129H102V128H100ZM107 129V128H106ZM137 129V128H136ZM136 129L134 130V132L136 131ZM234 129V128H233ZM233 129H231L232 131H233ZM263 129V130H262ZM7 130H8V126H7ZM11 130V131H10ZM58 130V129H57ZM61 130H59V134L58 135H61V136H59V140L61 139V141H64V137L62 136V134H61ZM67 130V129H66ZM84 130V131H83ZM91 130H92V128H91ZM120 130V129H119ZM142 131H143V129H141ZM219 130V129H218ZM218 130H216V131H218ZM224 129H222V131H223ZM227 130V129H226ZM5 131V130H4ZM68 131V130H67ZM67 131H64V133H66ZM76 131V132H77ZM88 131V130H87ZM97 131V130H96ZM146 131H145V133H146ZM221 131V132H222ZM231 131V132H232ZM236 131V130H235ZM233 132V134L235 135L236 134V136H238L237 134L240 132ZM69 132V131H68ZM67 132V134H69ZM76 132H74V133H76ZM79 132H81V131H79ZM78 132V133H79ZM81 132V133H82ZM88 132H90V131H88ZM88 132H87V135H88ZM132 132V131H131ZM138 132V131H137ZM219 132V131H218ZM217 132V133H218ZM1 133V132H0ZM12 133V132H11ZM11 133L9 134V140L11 139L10 138V135H11ZM25 133L27 134V135H25ZM71 133V132H70ZM73 133V132H72ZM73 133V134H74ZM81 133H80V135H78L79 137H82L81 136ZM92 133V132H91ZM126 133V132H125ZM210 133H208V134H210ZM223 133V132H222ZM228 132H226L225 134H227ZM230 133V132H229ZM2 134H5V133H2ZM8 134V133H7ZM6 134V135H7ZM54 134V133H53ZM72 134V135H73ZM98 134V133H97ZM129 134H132V133H129ZM65 135V138L67 137H71L72 138V136H70V135H67L66 136V134H64ZM100 135V134H99ZM140 135V134H139ZM221 135V134H220ZM223 135V134H222ZM221 135V136H222ZM228 135V134H227ZM231 135H232V133H230V135H228V137L230 136L231 137ZM253 135H255V137L252 139V137L251 136H253ZM12 136V135H11ZM18 136H19V134H18ZM34 136V138L36 137L35 135H33V133L30 135V138L31 137H33ZM51 136V135H50ZM101 136V135H100ZM127 136V135H126ZM226 136V135H225ZM233 136V135H232ZM4 137V136H3ZM61 137H63V139L61 138ZM89 137L90 138H92L91 137V134H89ZM98 137V136H97ZM178 137H182V138H184L185 139V143H183L182 141H181V143H179L178 145L176 144V138H178ZM210 137V136H209ZM227 137V136H226ZM234 137V136H233ZM37 138V137H36ZM36 138H35V144H36ZM66 138V139H67ZM71 138L69 139V141L71 140ZM112 138V137H111ZM126 138V137H125ZM232 138V137H231ZM5 139H7V137L5 138ZM13 139V138H12ZM15 139V138H14ZM27 139V138H26ZM49 139H51L50 137H49ZM48 139V140H49ZM80 139H82V138H80ZM84 140H87V138L85 139V138H83ZM82 139V140H83ZM130 139V138H129ZM133 139H134V136H133ZM148 139H150V138H148ZM154 139H150V142H152V141H155ZM179 139V138H178ZM23 140H24V137H23ZM33 140V139H32ZM39 140V139H38ZM73 140L75 141V139H74V137H73ZM91 140V139H90ZM113 140H115V138L113 139ZM181 140V138L178 140V141H180ZM194 140V141H195ZM208 140V139H207ZM261 140V141H260ZM6 141V140H5ZM12 141V140H11ZM10 141V142H11ZM49 141H53L54 142V140L52 139V140H49ZM74 141H70V142H68V140L66 141V142H68V144L70 145H64V144H67V143H63V144H59L57 147L55 146L56 144H57V141H56V144L54 145V143H53V145L57 148V150H56V154H54L55 155V158H56V161L53 163L52 161L50 162V161H45L44 163L43 162H40V163H42L41 165H39L38 163H36V164H38L39 166H41L42 168V170H43V168H46V171H45V173L47 172H52L51 173V175L53 174V172L55 173V176L57 175L56 174V172H59V174H60V172H62L61 170H57V169H59L58 167L59 166H61L62 167V165H64L63 167H65V169H68V171L70 172V174H69V176H67V173H68V171L66 172V170L63 168V171L65 170V172H64V174L63 175H65V173H66V175L65 176H67V178H65V176H63L64 177V181H65V179H66V182L65 183H69V185H70V183L72 184L74 181H73V173H74V171L75 170H73V168L74 167H72V165L70 166L69 165V163H71V162H74L73 161V159L75 158H73L72 159V157H73V155H76L75 153L73 154V155H71V156H68V154L66 155V154H64L65 156L62 158L60 155V153H62V152H60V151H58L60 148H62L63 149V147H60V145L61 146H66L67 148H68V146H69V148L68 149H71V148H73L74 146ZM96 141H98V140H96ZM133 141V140H132ZM131 141V142H132ZM177 141V142H178ZM198 141H199V139H198ZM230 141H232V139L230 140ZM8 142V141H7ZM18 142V141H17ZM24 142V141H23ZM73 142V143H72ZM76 143H77V141H75ZM82 142V141H81ZM94 142V141H93ZM217 142V141H216ZM9 143V142H8ZM12 143V142H11ZM20 143V142H19ZM87 143H88V141H87ZM116 143V142H115ZM145 143H147L148 144V142H145ZM156 143V142H155ZM13 144V143H12ZM17 144V146H18V143H16ZM23 144V143H22ZM71 144H73V145H71ZM80 144V143H79ZM176 144V146H179V148H175V147H173V145H175ZM181 144V145H180ZM4 145V144H3ZM10 145V144H9ZM20 145V144H19ZM24 145V144H23ZM22 145V146H23ZM38 145H40L39 144V142H38ZM88 145L90 146V144L88 143ZM87 145V146H88ZM134 145V144H133ZM156 145V146H155ZM5 146V145H4ZM4 146H3V148H4ZM15 146V145H14ZM16 146V147H17ZM27 146H29L28 144H27ZM37 146V145H36ZM51 146V145H50ZM75 146H76V144H75ZM136 146V145H135ZM151 146L152 145H150V149H151ZM204 146V147H203ZM209 146V145H208ZM208 147V149H209V151H212V148L211 147ZM0 147H2V144H0ZM6 147V146H5ZM8 147V146H7ZM30 147V146H29ZM38 147V146H37ZM51 147H53V146H51ZM55 147H53L52 149H54ZM60 147V148H59ZM71 147V148H70ZM76 147H78V144H77V146ZM129 147V146H128ZM137 147V146H136ZM153 147V146H152ZM206 147V148H205ZM11 148H12V146H11ZM23 148V147H22ZM25 148H26V146H24V151H25ZM39 148H40V146H39ZM48 148L49 147H47V146H45V150L47 149V151L46 152H49L50 151V149L48 150ZM55 148V149H56ZM59 148V149H58ZM75 148V147H74ZM94 148V147H93ZM2 149V148H1ZM18 149V148H17ZM41 149V148H40ZM55 149H54V152H55ZM66 149V148H65ZM68 149H66V150H68ZM89 149H92L91 148V146H90V148ZM96 149V148H95ZM129 149H130V147H129ZM3 151H1V153L3 152H5L4 151V149H2ZM61 150V149H60ZM71 150H75V149H71ZM70 150V151H71ZM101 150V149H100ZM104 150V149H103ZM102 150V151H103ZM131 150H132V147H131ZM130 150V151H131ZM135 150V149H134ZM153 150V149H152ZM230 150V149H229ZM229 150H228V152H229ZM8 150H6V152H7ZM10 151V150H9ZM9 151H8V154H9ZM14 151V150H13ZM72 151V152H73ZM128 151V150H127ZM143 151V150H142ZM11 152H12V150H11ZM11 152H10V154H11ZM28 152V151H27ZM66 152H68L69 153V150L68 151H66ZM72 152H70V154H72ZM75 152H76V150H75ZM92 152V151H91ZM136 152L137 151H134L133 153H131V155L132 154H136ZM207 152V151H206ZM206 152H204V153H206ZM2 153V154H3ZM15 153V152H14ZM21 153V152H20ZM33 153V152H32ZM89 153H90V151H89ZM93 153H96L94 150H93V152H92V154ZM130 153V152H129ZM144 153H145V151H144ZM144 153L142 154V155H144ZM180 153V154H181ZM188 153H192V154H188ZM5 154H7V153H5ZM36 154V153H35ZM49 154H50V152H49ZM141 154V153H140ZM154 154V153H153ZM153 154H152V156H153ZM158 153H156L155 154V157H156V155H157ZM160 154V155H161ZM175 154V155H176ZM1 155V154H0ZM4 155V154H3ZM15 155V154H14ZM27 155V154H26ZM46 156H47V154H45ZM60 156V158L59 157H57V156ZM98 155V154H97ZM107 155V154H106ZM130 155V154H129ZM138 155V154H137ZM166 155H168V154H166ZM172 156L171 157V159L174 157V158H176L177 156ZM263 155V157H264V154H262ZM23 156V155H22ZM28 156V155H27ZM45 156V159H47L48 157H46ZM90 156V155H89ZM105 155H102V157L101 158H103ZM140 156V155H139ZM146 156V155H145ZM147 156H148V154H147ZM151 155H150V157L148 156V157H146V160H148V158H151L152 157ZM157 156H159V155H157ZM182 156V155H181ZM181 156H180V158H181ZM196 156H198V155H196ZM253 156H255V157H253ZM9 157V156H8ZM13 156H12V154H11V157H10V159H7V157H4L3 156V158H5L4 160H1L0 161V190L2 189V190H4L3 191V193H2V191H1V194H0V227L1 226H3V225H5L7 228L9 227L10 228V231L12 230L13 232L14 231H18L21 235L20 236H22V237H25V239H27L28 240V237H32V238H34L35 236H33V232H31V228L32 227H34V228H36V229H38V228H41V229H44L45 230V233H42V231L43 230H41L40 232L43 234V238H42V236L40 235V237H38V238H42V239H37V240H34V243L38 246V249H37V247H36V252H35V250L33 249L34 247V245L30 242L29 243V245L31 244V246L33 247L32 249H29V250H33V252L34 253H32V254H30V255H28V256H32L33 258H35L34 259V261L35 260H37V261H35L36 263L38 262V261H42V260H44L43 261V264H60L61 263V261H65V262H67V263H69V264H73V263H75L76 262V257L77 258H84V257H79V255H76V256H74L75 254H73V256L75 257L74 259H75V262H73V259H72V256H67V254H70L68 251H65L64 249H65V247H70L71 249H73V251L75 250H77L78 252H82L83 251V249L82 248H84L83 247V245H81V244H84L85 243V248H88V247H90V245H91V243L90 244H87V241L89 240V239H91V237L92 236H94V234L96 233H98V234H101V235H99V236H103L102 238L104 239H102L103 241H101V243L103 242L104 244H106V249H110V251H113L114 249H115V251H113V255L115 256V255H122L121 257H117V258H115L114 256H112V257H110L111 256V253H109V251H108V253H106V251L104 252V255H105V253H106V255L107 256H109V258H110V260H112L111 262H113L114 264H149V262L147 261V257H142V256H140V253L138 252L139 251V246L140 245H142L143 243H145L149 238H150V231H152L153 229H155V228H158L157 229V236H159L160 234H162L161 233V231H164V229H165V224H164V220H165V216L163 215V213L164 212H166V209L171 205V204H169V200H167L166 198L164 199V198H160L159 196H161V195H158L157 194V188H159V186L160 185H164V187H165V184H160V183H157L156 181V179H158V181H161V179H163V182L165 181V182H167L166 184H168V181L171 179V181L170 182H174V184H176V186H180L181 184H182V179L183 180H185V181H188V182H183V183H185V184H183V185H181V188H183L184 187V189H182L183 190V199L184 198H186V200L185 201H187V200H191L190 202V204L192 205L193 204V207H192V210L191 211H189V210H187V209H185V211H184V209H183V211H184V213L183 212H181V213H183L184 215L182 216V218L181 217H179L180 219V221H179V226H181L180 228H182V226H185V225H187V223H188V217L190 218L189 219V221H193V220H195V221H198V220H196V216L197 215H199V214H197L196 216L194 215H191L192 214V211H194V207H199L200 206V208L202 209V207H204V208H213L214 206H215V200H213V199H210V200H205V198H204V201H201V197L205 194H203L201 197H199L198 199L194 196L195 194H199L198 192H196V190L197 191H201V190H198V188H200L199 187V185H198V187H197V184H196V187L197 188H195V186H194V183H192V181L190 182L188 179H189V177H188V174H186L185 172H184V174H186V175H184L183 173L182 174H178L177 176H176V174L175 173H177L178 171H180V169L182 168L181 166H183V165H189L188 163H187V161L188 160H185L186 161V164H184L185 163V161H182V163L180 162H177V161H174V159H172V161H174V162H177L176 163V166L179 164V167H181L180 169H178V171L176 172L175 170H171V172L173 171H175V176L176 177H173V176H169L168 178H166L165 176H164V178H166V179H168L167 181H166V179H164L163 178V174H162V177L160 176L159 178H161L160 180H159V178H153L155 175H153V177H152V173H154V172H152V173H149L150 172V170L152 171V167H151V169L150 170H146L147 171V174L150 176V177H148L147 175H145V173H142V175L146 178V180L144 179V178H142L143 180H141V181H143V184L141 183V186H139V187H141V190H142V186H143V190L142 191H140L139 193H138V197H140V196H142V201H141V199H139L142 203L141 204H138L139 205V207H140V210H138L134 215H133V218H134V221L132 220L131 222H130V220L131 219H129V218H127V215H126V217L124 216V214H123V212H122V214L121 213H118V211L117 210H119V208L118 209H115V206L116 205H114V202L116 203V197L117 196H115V195H117L116 194V192H114L115 193V195H110L109 194V196H114L115 198H113V200H111V201H114V202H111V201H109V203L111 202V203H113V204H109V205H107L106 207H104L102 210H97V212L95 211L98 207L100 208V206H98L97 208H95L96 206H94L95 204V201H97V200H95V201H93V200H90L89 198H91L92 196H94L96 193H97V191L99 192L98 194H99V196H100V193H102L103 192V194L105 193V192H107V191H105L104 192V190H106V188H105V185L104 186H100V184H99V182H98V180L96 181V182H98V184H99V186L97 185L96 187H98L97 189H95V190H97L96 192L94 191L93 193V195H91V197H88V195L86 194L87 192H86V190H87V188H90V189H88V191H90L91 190V188H94V187H90L92 184H89L90 186L88 187V186H85V187H87V188H85L86 190H85V192L83 191V193L84 194H86L85 196L88 198V200H90V202L91 201H93L94 203L92 204V206H94L93 208L91 207V206H89V209L90 210H94L96 213L95 214H85V211H84V208L82 207V205H83V203H84V199L86 198L85 196H84V194H82L84 197H83V202L81 203V202H76V201H80L79 199L78 200H76V201H74L75 199H73V197H72V195H71V191H70V195H71V197H72V199H70V200H73V204H74V202H75V204L77 203V205H75V206H77V208H75L76 210H74V209H72V207H73V205H72V202H70V201H68L67 203H66V200H67V197L68 196H70L69 195V193H68V191H69V189L67 190V193H68V195L65 193L66 192V190H65V188H63L62 189V187H64L65 186V184L62 182V179L63 178H61L60 180H57V181H60L59 183H57V181H55L56 179H52V180H50L51 178H53L54 176V174L48 179V181L50 182L49 184H51L52 185V187H51V185H48V186H50L51 187V190L49 191L48 189H47V191H49V192H47L46 193V191L44 192V193H46V194H44L42 191H41V193H42V195L44 194V196L45 197H42V198H44V201L42 202L41 200V202H32L31 200H30V202H32L34 205H38V203L40 204H44L43 205V207L44 208H41L40 206L41 205H38L39 207V210H38V208H36V206L34 207V206H31L32 204H29L28 203V206L30 205L31 207H26L27 205H25L24 207H22L21 205H20V209H19V206H18V204H19V197H20V195H18L17 193H16V191L18 190V187H20V186H18V187H16V191L14 190V192L13 191H11V194L13 193L14 195H18L17 196V198H16V196L14 197L13 196V194H12V197H13V199L12 200H19L18 201V204H17V202L16 201H14L15 203H16V207H15V203H13L12 202V200L8 197L9 196V194L7 193V195H6V192H5V189L7 188H5V183H6V181H7V179H8V182H9V178L8 177H4V175H6V176H9V175H11V171L13 170V171H15V172H17V174L16 175H18V177L20 178L19 179V182L21 181V179H23V177L22 176H20L19 174H18V171L17 170H20L21 168H23V166H24V163L22 164V162L21 161H19V162H16V161H12L13 160V158H12ZM91 157H93V156H91ZM100 157V156H99ZM131 157H134V156H131ZM131 157L130 158H128V159H130L128 162H126V161H124V162H126V163H123V161L121 162V163H123V164H121L120 166H123L124 167V169L127 171V173L130 175V176H133V174L134 173H136L137 172V170L139 169V167H138V169L136 168V169H134L133 168V162H135L136 160L135 159H133V160H135V161H132L131 160ZM137 156L135 155V158H136ZM160 157V156H159ZM165 157V156H164ZM163 157V158H164ZM169 157V156H168ZM168 157L166 156V158L165 159H168ZM183 157V156H182ZM184 157H185V155H184ZM186 157V158H187ZM193 157V159H194V155L192 156ZM200 156H198V158H199ZM203 157V156H202ZM208 157V156H207ZM241 157V156H240ZM17 157H15V159H16ZM30 156L29 157H26V159L28 160L27 162H29L30 161ZM52 158V157H51ZM58 158V159H57ZM157 158V157H156ZM178 158V157H177ZM196 158V157H195ZM211 158V157H210ZM219 158V157H218ZM222 159H224L223 158V156L221 157ZM260 158V157H259ZM7 159V160H6ZM33 159V158H32ZM31 159V160H32ZM60 159H62L63 161H61ZM77 159L79 160V157H78V155H77ZM77 159H75V160H77ZM88 159H89V157H88ZM136 159H138V157L136 158ZM152 159H153V157H152ZM159 159V158H158ZM160 159H161V157H160ZM169 159H170V157H169ZM197 159V158H196ZM196 159H194V160H196ZM200 159V158H199ZM202 159V158H201ZM204 159H205V156H204ZM208 159V158H207ZM212 159V158H211ZM215 159V158H214ZM221 159V160H222ZM258 159V160H257ZM18 160V159H17ZM19 160H21V159H19ZM41 161H43L42 160V158L40 159ZM39 160V161H40ZM48 160V159H47ZM50 160V159H49ZM52 160H53V158H52ZM87 160V159H86ZM91 160H92V162L94 161L95 162V159H93V158H91ZM106 160V159H105ZM104 160V161H105ZM143 160H145V159H143ZM151 160V159H150ZM157 160V159H156ZM155 160V161H156ZM176 160V159H175ZM180 160V159H179ZM225 160V159H224ZM223 160V161H224ZM24 161V160H23ZM33 161V160H32ZM54 161V160H53ZM102 161V160H101ZM103 161V162H104ZM107 161V160H106ZM118 161V160H117ZM153 161V164H154V159L152 160ZM158 161V160H157ZM162 161V160H161ZM160 161V162H161ZM164 161V160H163ZM167 161V160H166ZM181 161V160H180ZM193 161V160H192ZM197 161H199V160H197ZM197 161H195V162H197ZM204 161H206V159L204 160ZM208 161V160H207ZM212 161V160H211ZM211 161H208V162H210L211 163ZM216 161V160H215ZM261 161V160H260ZM15 162V164L13 165V163ZM25 162V161H24ZM50 162V163H49ZM81 162V161H80ZM88 162V161H87ZM91 162V163H92ZM151 162V161H150ZM203 161H201V165L203 164L202 163ZM208 162H205L204 163V167L202 166L201 168H205V166L206 165H211V164H209ZM77 163H79L78 161H76V164ZM82 163V162H81ZM89 163V162H88ZM97 163V162H96ZM95 163V164H96ZM99 163H100V161H99ZM102 163V162H101ZM101 163H100V165H101ZM117 163H119V161L117 162ZM193 163V162H192ZM213 163H214V160H213ZM30 164V163H29ZM44 164H45V166H44ZM85 164V163H84ZM93 165H94V163H92ZM105 162H104V166H105ZM136 164V163H135ZM157 164V162L155 163V165ZM158 164L159 165H161L162 163H159V161H158ZM167 164V163H166ZM169 164V163H168ZM172 164V163H171ZM175 164V163H174ZM180 164H181V166H180ZM198 164V163H197ZM200 164V163H199ZM31 165H32V162H31ZM53 165L54 166H56L57 167V169H56V172H55V168H53ZM78 165V164H77ZM76 165V166H77ZM83 164H79V166H80V168H77L78 169V172L80 173L81 172V174L80 175H78V181H77V186H78V184H79V186H80V183H78V182H80L79 181V178H82V179H80L81 181H84V179L86 180V178H84V177H82V176H88V177H90L91 178V176L92 175H90L91 173H93V172H89V168H87L88 166L87 165H83ZM91 165V164H90ZM92 165V166H93ZM107 165V164H106ZM108 165H109V163H108ZM119 165V164H118ZM117 165V166H118ZM139 165V164H138ZM137 165V166H138ZM155 165H154V169H155ZM191 166L193 165V164H190ZM195 165V164H194ZM28 166V165H27ZM67 166V167H66ZM73 166H74V163H73ZM78 166V167H79ZM95 166V165H94ZM102 166V165H101ZM103 166V167H104ZM136 166V167H137ZM145 166V165H144ZM149 166V165H148ZM163 166V165H162ZM172 166V165H171ZM171 166H169V168L171 169ZM175 166V167H176ZM190 166V167H191ZM200 166V165H199ZM220 166V165H219ZM36 167V166H35ZM38 167V166H37ZM95 167H99L100 168V166H99V164L97 165L96 164V166ZM103 167H102V169H103ZM158 167V166H157ZM156 167V168H157ZM164 167V166H163ZM185 167V166H184ZM207 167V166H206ZM212 167H214V166H212ZM34 168V167H33ZM39 168V167H38ZM54 170H53V169ZM76 168V167H75ZM98 168V169H99ZM105 168V167H104ZM107 168H109L108 166H107ZM140 168H141V165H140ZM159 168L160 167H158L157 169H155V171L156 170H158L159 171ZM164 168H168V167H164ZM164 168H163V170H164ZM187 168H188V166H187ZM193 169H197V165H196V168H194V167H192ZM191 168V169H192ZM207 168H209V167H207ZM6 169L8 170V171H10V173L8 172H4V171H6ZM23 169H25V168H23ZM40 169V168H39ZM61 169V168H60ZM92 170H93V168H91ZM91 169H90V171H91ZM96 169V168H95ZM98 169H96L97 170V172L95 171V173L93 174V175H95L96 177H98V176H101L102 174V172H100V171H98ZM101 169V168H100ZM101 169V170H102ZM121 169V168H120ZM146 169H148V167H146ZM153 169V170H154ZM173 169V168H172ZM184 169V171H185V169L186 168H183ZM191 169H189L190 171H192ZM199 170H200V168H198ZM213 169V168H212ZM211 169V170H212ZM219 169H221V167H219ZM223 169V168H222ZM222 169L221 170H219L220 171V173L222 172ZM53 170V171H52ZM108 170V169H107ZM142 170V169H141ZM161 170V169H160ZM162 170V171H163ZM167 170H169V169H167ZM199 170H197V172L198 173H200V171ZM29 171V170H28ZM35 171H37V170H35ZM40 171V170H39ZM106 170H104V172H105ZM118 171H121L122 172V170H118ZM149 171V172H148ZM181 171H182V169H181ZM181 171H180V173H181ZM21 171H19V173H20ZM23 172V171H22ZM76 172V171H75ZM107 172V171H106ZM124 172V171H123ZM122 172V173H123ZM138 172H140V170L138 171ZM142 172H143V170H142ZM157 172V171H156ZM173 172H172V174H173ZM183 172V171H182ZM202 172H203V170H202ZM204 172H206L207 173V170L205 171L204 170ZM203 172V173H204ZM216 172V171H215ZM218 172V171H217ZM216 172V173H217ZM6 173V174H5ZM13 173V172H12ZM40 173H41V171H40ZM44 173V172H43ZM44 173V174H45ZM77 173V172H76ZM76 173H74V174H76ZM88 173H90L89 175H88ZM109 173V172H108ZM122 173H120V174H122ZM161 172H159V174H160ZM165 175H167V173H168V171L166 172L165 171ZM179 173V172H178ZM191 173V172H190ZM219 172L217 173V175H215V173L213 174V176L215 175V178H217L218 177V175L220 174ZM224 173V172H223ZM7 174H9V175H7ZM43 174V175H44ZM106 174V173H105ZM110 174V173H109ZM158 174V175H159ZM170 175H171V173H169ZM201 174V173H200ZM209 174V173H208ZM222 174V173H221ZM14 174H12V176H13ZM16 175H14L15 177H17ZM21 175H22V173H21ZM45 175H47V174H45ZM62 175V174H61ZM119 175V174H118ZM123 175V174H122ZM121 175V176H122ZM157 174H156V176H158ZM195 175H196V173H195ZM195 175H193V177H198V176H195ZM202 175H204V174H202ZM206 175V174H205ZM225 175V174H224ZM235 175V174H234ZM259 175H261V174H259ZM58 176V175H57ZM56 176V177H57ZM76 177H77V175H75ZM81 176V177H80ZM94 176V177H95ZM109 176V175H108ZM124 176V175H123ZM200 176V175H199ZM217 176V177H216ZM220 176V175H219ZM222 176H223V174H222ZM237 176V175H236ZM243 176V175H242ZM245 176V175H244ZM263 176V175H262ZM15 177L12 179V177L10 178V180L11 181H13V183L15 184V183H17L18 182V179L15 181ZM45 177V176H44ZM104 177V176H103ZM103 177H102V179H103ZM105 177H107V175L105 176ZM125 177V176H124ZM124 177H121L122 179L124 178ZM127 177V176H126ZM125 177V178H126ZM134 177V176H133ZM172 177L174 178V179H172ZM204 177V176H203ZM258 177V176H257ZM261 177V176H260ZM55 178V177H54ZM89 178V179H90ZM112 178V177H111ZM117 178H118V176H117ZM119 178H120V175H119ZM121 178H120V181L123 183L124 181H125V178H124V181L123 180H121ZM140 178V177H139ZM191 178V177H190ZM202 178V177H201ZM213 177H211V180H214L215 182H217L214 178L212 179ZM220 178V179H219ZM221 178H223V177H218V181L220 182V180H221V182H220V184L222 183V179ZM263 178V177H262ZM6 179V180H5ZM58 179V178H57ZM108 179L110 180V178L108 177ZM126 179H128V177L126 178ZM137 179H138V177H137ZM136 179V180H137ZM193 179V178H192ZM236 179V178H235ZM242 179V178H241ZM46 180H47V178H46ZM104 180V179H103ZM109 180H107L106 179V182L107 181H109ZM111 180H115L114 178H112ZM119 180V179H118ZM132 179H130L129 178V182L131 181ZM136 180H135V182H136ZM195 180V179H194ZM198 180V179H197ZM203 180V179H202ZM228 180V179H227ZM240 180V179H239ZM253 180V179H252ZM261 180H263V179H261ZM87 181V180H86ZM105 181V180H104ZM127 181V180H126ZM133 181H134V178H133ZM138 182H139V180H137ZM180 181H182V182H180ZM208 181V180H207ZM210 181V180H209ZM229 181V180H228ZM248 181V180H247ZM257 180H253V182H256ZM7 182V183H8ZM22 182H24V180H22ZM44 182V181H43ZM110 182H112V181H110ZM128 182V183H129ZM135 182H133V183H135ZM157 184H156V183ZM170 182H169V184H170ZM180 182V183H179ZM195 182V181H194ZM199 182H202V181H200L199 180ZM243 182V181H242ZM250 182V181H249ZM264 182V181H263ZM10 183V182H9ZM12 183V182H11ZM45 183V182H44ZM44 183H43V185H44ZM48 183V182H47ZM46 183V184H47ZM61 183V187L59 186V184ZM63 183V184H62ZM109 183V182H108ZM114 183V182H113ZM112 183V184H113ZM117 183V182H116ZM125 183V182H124ZM131 183V182H130ZM132 183V184H133ZM218 183V182H217ZM246 183H248V182H246ZM14 184H12V185H14ZM17 184H19V183H17ZM111 184V185H112ZM118 184V183H117ZM116 184V185H117ZM131 184V185H132ZM135 184H138V183H135ZM135 184H133L132 186H135ZM158 184H160L158 187H156ZM173 184V183H172ZM206 184V183H205ZM205 184L203 185V184H201V186L203 185V187L205 186ZM209 184V183H208ZM212 184H215L216 185V183H213L212 182ZM219 184V183H218ZM250 185H251V183H249ZM8 185V184H7ZM6 185V186H7ZM10 185V184H9ZM8 185V186H9ZM16 185V184H15ZM19 185H21V183L19 184ZM39 185V184H38ZM64 185V186H63ZM73 185V184H72ZM94 185H96V184H94ZM109 185V184H108ZM115 185V184H114ZM120 185H121V183H120ZM119 185V186H120ZM140 185V184H139ZM210 185V184H209ZM215 185L213 186V187H215ZM40 187H41V185H39ZM67 186V185H66ZM78 186V187H79ZM83 186V185H82ZM118 186V185H117ZM118 186V187H119ZM129 186L130 185H128L127 183H125V184H123V187L122 186H120L119 188H121V190L123 191L124 189V193L126 194V188L128 189L129 188ZM131 186V187H132ZM137 186V185H136ZM171 186V185H170ZM171 187V189L172 188H177V187ZM178 186V188H177V192H176V194L178 193V194H180L181 192V190L179 189L180 187ZM219 187L218 188H220L221 186L220 185H218ZM43 187V186H42ZM41 187V188H42ZM47 187V186H46ZM50 187H49V189H50ZM69 188L71 187V186H68ZM68 187H66V189L68 188ZM81 187V186H80ZM79 187V188H80ZM84 187V186H83ZM104 187V188H103ZM113 187H115V186H113ZM209 187H211V186H209ZM208 187V188H209ZM212 187V188H213ZM9 188H11V187H9ZM9 188L7 189V191H9L10 192V190H9ZM61 188V189H60ZM71 188H73V187H71ZM103 188V191H101V190H98V189H102ZM110 188V187H109ZM112 188V187H111ZM138 188V187H137ZM137 188H135V190L137 189ZM160 188H163V187H161L160 186ZM166 188V187H165ZM170 188V187H169ZM222 188V187H221ZM15 189V188H14ZM19 189H21V188H19ZM39 189V188H38ZM80 189H82L83 190V188H80ZM134 189V188H133ZM179 189V190H178ZM196 189V190H195ZM210 189V188H209ZM209 189H208V191H209ZM216 189H217V186H216ZM36 190V189H35ZM43 190V189H42ZM70 190H72V189H70ZM81 190V191H82ZM130 190H131V188H130ZM161 190V189H160ZM164 190V189H163ZM168 190V189H167ZM170 190V189H169ZM211 190V189H210ZM218 190V189H217ZM74 190H72V192H73ZM92 191V190H91ZM129 191V190H128ZM170 191H174V190H170ZM215 191V190H214ZM213 191V192H214ZM39 192V191H38ZM75 192V191H74ZM109 192H111L112 193V191L110 190ZM119 192V191H118ZM133 192H134V190H133ZM162 192V191H161ZM175 192V191H174ZM173 192V193H174ZM209 192H211V191H209ZM26 193V192H25ZM114 193H112V194H114ZM131 193V192H130ZM135 193V192H134ZM136 193H137V191H136ZM215 193V192H214ZM10 194V195H11ZM72 194H74L73 196H76V195H78V194H76L75 195V193H72ZM81 194V193H80ZM91 194H92V192H91ZM121 193L119 192V195H120ZM169 194V193H168ZM5 195V196H4ZM35 195H37V194H35ZM67 195V197L65 198V196ZM97 195V194H96ZM106 195H107V193H106ZM105 194H104V196H106ZM118 195V196H119ZM131 195V194H130ZM137 195V194H136ZM164 195V194H163ZM171 195V194H170ZM169 195V196H170ZM173 195V194H172ZM171 195V196H172ZM181 195V194H180ZM28 196V195H27ZM79 196V195H78ZM98 196V195H97ZM124 196V195H123ZM126 196V195H125ZM124 196V197H125ZM132 196V195H131ZM130 196V197H131ZM11 197V196H10ZM11 197V198H12ZM70 197V198H71ZM82 197V196H81ZM100 197H102V196H100ZM119 197H121V196H119ZM118 197V198H119ZM127 197V196H126ZM129 197V195H128V198H130ZM135 197V196H134ZM133 197V198H134ZM138 197H137V199H138ZM166 197V196H165ZM175 197V195L173 196V197H171V198H174ZM214 197V196H213ZM7 198V199H6ZM37 198V197H36ZM75 198V197H74ZM127 198V199H128ZM170 198V197H169ZM168 198V199H169ZM170 198V199H171ZM178 198H182V196H180V197H178ZM215 198V197H214ZM68 199H69V197H68ZM76 199H77V196H76ZM108 199H111V198H108ZM127 199H125L124 200V202H126L127 203ZM131 199V198H130ZM129 199V200H130ZM135 199H136V197H135ZM174 199H177L176 197L174 198ZM174 199H172L173 201H174ZM256 199V198H255ZM262 199V198H261ZM121 200L123 201V198H121ZM120 200V202L121 203H123L122 201ZM99 201V200H98ZM108 201V200H107ZM140 201H138V202H140ZM176 201V200H175ZM177 201H178V199H177ZM70 202V203H69ZM85 202H86V199H85ZM90 202L88 203V205H90ZM106 202V201H105ZM187 202H189V201H187ZM98 203V202H97ZM125 203V204H126ZM131 203V202H130ZM175 203V202H174ZM178 203V205H179V201L177 202ZM14 206H13V205ZM21 204H23V203H21ZM67 204V205H66ZM70 204V205H69ZM85 204V203H84ZM102 204H105L104 202L102 203ZM102 204H100V205H102ZM117 204H118V202H117ZM124 203H123V205H125ZM135 204V203H134ZM182 204V203H181ZM189 204V203H188ZM69 205V206H68ZM72 205V207L70 208V206ZM87 205V204H86ZM106 205V204H105ZM104 205V206H105ZM122 205V204H121ZM132 205V204H131ZM136 205V204H135ZM175 205H176V203H175ZM174 205V206H175ZM217 205V204H216ZM18 206V207H17ZM68 206V207H67ZM83 206H85V205H83ZM184 206H186V205H183V207ZM188 206V205H187ZM86 208H87V206H85ZM118 207V206H117ZM121 207H124V206H121ZM130 207V206H129ZM138 207V206H137ZM136 207V208H137ZM172 208H174L173 206H171ZM182 207V208H183ZM190 207V206H189ZM262 207V206H261ZM37 209L38 210V213L40 212L41 214H37L36 212H35V209ZM69 208H70V212H71V209H72V213H70V212H68L67 213V211L69 210ZM92 208V209H91ZM98 208V209H99ZM131 208H133V207H131ZM191 208V207H190ZM194 208V209H193ZM199 208V209H200ZM215 208H216V206H215ZM21 211V213L19 212V210ZM30 209H32L33 210V212H35L36 214V216L38 217H36L37 219H32V218H28L27 216L29 215L28 214V212H27V216H26V211H30ZM43 209V210H42ZM88 209V210H89ZM127 209V208H126ZM130 209V208H129ZM189 209V208H188ZM200 209V210H201ZM85 210H87V209H85ZM132 210V209H131ZM168 210V209H167ZM172 210V209H171ZM177 209H175V210H173V211H176ZM198 210V209H197ZM260 210V209H259ZM9 211H15L16 212V214L18 213L20 216L18 217V214H17V216H15V217H18L17 219H13L12 217H10V219L7 217V213L9 212ZM18 211V212H17ZM53 211H55V212H53ZM93 211V212H94ZM99 211V212H98ZM104 211H108L109 212V214L107 215L108 217L105 219V217L104 216H106V214L105 215H103L102 213H105ZM133 211H134V209H133ZM136 211V210H135ZM173 211L172 212H170V215L168 214V212H167V214H168V216H169V218L170 219H168V218H166V220L168 219L169 221L171 220V218L173 217V215L175 216V215H177V214H173ZM195 211H196V209H195ZM199 211V210H198ZM257 211V210H256ZM255 211V212H256ZM14 212V213H15ZM46 212H48L50 215L48 216L47 214H46ZM52 213V215H51V213ZM132 212V211H131ZM147 212H149V213H154L156 216H154V214H153V216H149V217H144V219H143V217H142V213H147ZM200 212V211H199ZM259 212H261V211H258V214H259ZM264 212V211H263ZM30 213L32 214V212L30 211ZM76 213H79V214H76ZM87 213V212H86ZM198 213V212H197ZM15 214V215H16ZM31 214H30V216H31ZM34 214V213H33ZM103 215L102 217H104V221L102 222V220H101V222L103 223V226L102 225H100V226H102V227H100V226H97L96 225V227L94 228L93 227V223L89 220V218L90 217H92L93 215H96V216H99L100 217V215ZM121 214V215H120ZM133 214V213H132ZM142 214V215H141ZM165 214V213H164ZM173 214V215H172ZM195 214V213H194ZM39 215L40 216H42V217H39ZM47 215V216H46ZM123 215V216H122ZM147 215V214H146ZM182 215V214H181ZM190 215L191 216H193L192 217V219H191V217H190ZM120 216V217H119ZM167 216V215H166ZM167 216V217H168ZM178 216H180V215H178ZM201 216V215H200ZM94 217V216H93ZM130 217V216H129ZM142 217V218H141ZM176 218H178L177 216H175ZM13 220H12V219ZM101 218V217H100ZM176 218H174V219H176ZM194 218V219H193ZM94 219H96L95 217L93 218V222H95V220ZM103 219V218H102ZM174 219H173V221H174ZM198 219V218H197ZM177 220V219H176ZM97 221L98 222H100L98 219H97ZM194 221V222H195ZM100 222V224H102ZM166 222V221H165ZM177 222V221H176ZM166 223H168V221L166 222ZM178 223V222H177ZM191 223V222H190ZM3 224V225H2ZM96 224H98V223H96ZM176 225V224H175ZM193 225H195L194 223H193ZM197 226H198V224H196ZM178 226V227H179ZM200 226V225H199ZM201 226H203L202 225V223H201ZM38 227V228H37ZM169 227V226H168ZM177 227V226H176ZM188 227V226H187ZM193 227V226H192ZM192 227H190V228H192ZM208 227V226H207ZM9 228H8V231H7V229H5V227H4V229L7 231L5 234H2V232H4V231H1V233L0 234H2V235H6L8 232H9ZM33 228V229H34ZM170 229H173V227H169ZM189 228V229H190ZM194 228V227H193ZM196 228V227H195ZM194 228V229H195ZM209 228V227H208ZM170 229H168V230H170ZM184 230L186 229V226H185V228H183ZM183 229L182 230H179V231H177V232H175V228H174V232H168L167 231V233H168V237L167 238H169L170 236H171V238H172V236H175L174 238H176V237H178L179 239L180 238H182V237H185V236H187V234H188V232H187V230L186 231H183ZM188 229V228H187ZM3 230V229H2ZM40 230V229H39ZM193 230V229H192ZM34 231V230H33ZM154 231V230H153ZM156 231V230H155ZM189 231V230H188ZM196 230H193L192 232H195ZM36 232H38V230L36 231ZM44 232V231H43ZM12 232H10V234H11ZM152 233V232H151ZM155 233V234H156ZM35 234V233H34ZM45 234V235H44ZM97 234V235H98ZM197 234V233H196ZM196 234H194V235H196ZM14 235V234H13ZM191 235H193L192 233H191ZM161 236V235H160ZM190 236V235H189ZM198 236V235H197ZM200 236V235H199ZM36 237H37V234H36ZM100 237V238H101ZM164 237V239H165V237L166 236H163ZM76 238H77V240L79 239V241H77V242H80V241H82L81 242V244H78V245H76L77 244V242H75L76 241ZM177 238V239H178ZM193 238V237H192ZM195 238V237H194ZM193 238V239H194ZM25 239H24V241H25ZM30 239V238H29ZM80 239H82V240H80ZM96 239H98L97 237H96ZM95 239V240H96ZM151 239V238H150ZM149 239V240H150ZM157 240H158V238H156ZM176 239V240H177ZM192 239V241L193 242H195L194 240ZM22 240V239H21ZM94 240V239H93ZM100 240V239H99ZM153 240V239H152ZM170 240V239H169ZM176 240H170V241H173V248H174V246L176 245V243L175 242H177ZM185 240V239H184ZM184 240H182V241H184ZM23 241V242H24ZM29 241V240H28ZM30 241H31V239H30ZM168 241V240H167ZM175 241V242H174ZM179 241V240H178ZM181 241V242H182ZM185 241H187V239L185 240ZM185 241L183 242L184 244H185ZM191 241V242H192ZM47 242H49V243H51L52 244V246H54V247H48V245L46 244ZM91 242V241H90ZM152 242V241H151ZM160 242V241H159ZM181 242H179V244L181 243ZM197 242V241H196ZM25 243V242H24ZM27 243V242H26ZM48 243V244H49ZM97 243H99V242H97ZM153 243V242H152ZM155 243V242H154ZM162 243H165V242H162ZM161 242H160V244H162ZM171 244L172 242H168V244ZM174 243H175V245H174ZM178 243V242H177ZM198 243V242H197ZM168 244H167V247H168ZM182 244V243H181ZM190 244V243H189ZM27 245V244H26ZM35 245V246H36ZM93 245H95V243H93ZM172 245V244H171ZM171 245L168 247V248H172L171 247ZM81 246V247H80ZM105 246V245H104ZM151 246V245H150ZM163 246V245H162ZM177 246V245H176ZM179 247H180V245H178ZM177 246V248H179ZM183 246V245H182ZM30 247V246H29ZM62 247L64 248V249H62ZM91 247H92V245H91ZM100 247V246H99ZM98 247V248H99ZM141 247V246H140ZM167 247H165L166 248V250H168L167 249ZM97 248V249H98ZM114 248V249H113ZM180 248H182V247H180ZM69 249V248H68ZM90 250H91V248H89ZM88 249V250H89ZM96 249V247L94 246V248H93V250L92 251H94ZM96 249V250H97ZM100 249L102 250V248L100 247ZM111 249H113V250H111ZM185 249V248H184ZM66 250H67V248H66ZM147 250V249H146ZM178 250V249H177ZM183 250V249H182ZM182 250H180V253H179V250L178 251H176V252H174L176 255L179 253V254H181L182 253ZM219 250V249H218ZM40 251H43V252H45L44 254L43 253H39V254H41V256L38 254V252H40ZM86 251H87V249H86ZM98 251V253L99 254H97V255H99L100 256V254H102L101 252H99V249L97 250ZM141 251V250H140ZM169 251H170V249H169ZM172 251H175L174 249H172L170 252L171 253H173ZM184 251V250H183ZM24 252V251H23ZM22 252V253H23ZM68 252V253H67ZM71 252H72V250H71ZM84 252V251H83ZM88 252V251H87ZM91 252V251H90ZM90 252H88L89 254H90ZM164 252V251H163ZM168 252V251H167ZM169 252V253H170ZM178 252V253H177ZM220 252V251H219ZM30 253V252H29ZM28 252H26V254H29ZM94 253V252H93ZM97 253V252H96ZM116 253V254H115ZM142 253V252H141ZM145 254H147L146 252H144ZM165 253V252H164ZM21 253H19V255H20ZM43 254V255H42ZM78 254H80V253H78ZM166 254H168V253H166ZM179 254L177 255V257L179 256ZM1 255H3L2 253L0 254V256ZM24 255V254H23ZM22 255V256H23ZM96 254H94V256H95ZM105 255V256H106ZM169 255V254H168ZM174 255V254H173ZM175 255V256H176ZM225 255V254H224ZM8 256H9V254H8ZM25 256V255H24ZM89 256V255H88ZM145 256V255H144ZM152 256V255H151ZM175 256H173L174 258H176ZM4 257V256H3ZM2 257V258H3ZM20 257H21V255H20ZM20 257H18L19 259H20ZM31 257V258H32ZM97 257V256H96ZM134 257H136L138 260H133L134 259ZM169 257H171L172 258V256H169ZM2 258H0V264H6V261L8 262V260L7 259H9V258H5L6 260H4V261H1V259ZM13 258V257H12ZM17 258V259H18ZM22 258V257H21ZM24 258H26V257H24ZM30 258V259H31ZM85 258H87V257H85ZM99 258V257H98ZM100 258H101V256H100ZM103 258V257H102ZM101 258V260L104 262V259H102ZM108 257H107V259H109ZM149 258V257H148ZM171 258H169V259H171ZM89 259V258H88ZM106 259V260H107ZM140 259H142V260H140ZM177 259V258H176ZM208 259V258H207ZM14 260H16V259H14ZM149 260V259H148ZM172 260H173V258H172ZM204 260V259H203ZM219 260V259H218ZM12 261V260H11ZM80 261V260H79ZM150 261V260H149ZM175 261V260H174ZM194 261V260H193ZM210 261V260H209ZM214 261V260H213ZM13 262V261H12ZM95 262V261H94ZM108 262V261H107ZM106 262V263H107ZM110 261L108 262V263H111ZM176 262V261H175ZM177 262H179V261H177ZM176 262V263H177ZM32 263L33 264H36V263H34L33 261H32ZM39 263H41V262H38L37 264H39ZM98 263V262H97ZM213 263H215V262H213ZM216 263H217V260H216ZM42 264V263H41ZM102 264H104V263H102ZM112 264V263H111ZM194 264V263H193ZM210 264V263H209Z\"/></svg>", "mask_w": 264, "mask_h": 264}]
</instances>
